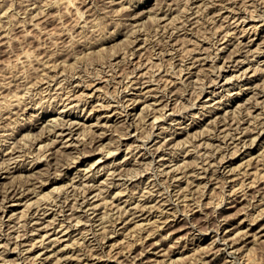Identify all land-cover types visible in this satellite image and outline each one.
Listing matches in <instances>:
<instances>
[{"label": "rangeland", "instance_id": "obj_1", "mask_svg": "<svg viewBox=\"0 0 264 264\" xmlns=\"http://www.w3.org/2000/svg\"><path fill=\"white\" fill-rule=\"evenodd\" d=\"M62 1L63 0H0V86H1L0 87V91H1L0 92V105H1L0 106V112H1L0 116L2 117V118L0 117V119L2 120V122L0 120V123L2 124V125L0 124V128H1L0 129V160H1L0 161V167H2V169L0 168V226H1L0 227V264H7L8 262H9L8 264H10V257H11L12 261L15 260L14 264H76V263L78 264L79 262L81 264H86V263L87 264H90V263L91 264H131V263H134V264L135 263L136 264H138V263L139 264H170L171 263L172 264L173 261H175V262H173L174 264H176L177 261H178L177 264H179V262H180V264L181 263L185 264L186 261L188 262L187 264H203L204 262L202 263V261H204L205 259L210 260L212 257H215V256L217 257L215 259V262L210 263V264H264V236H263L264 232L259 230L260 228H262L261 223L264 222L262 215H260V212H261L262 208L264 207V203H262V205H261V202L259 201V200H261V198L264 195V175L262 174V172H264V166H262L263 163H261L264 161V140H262V143L257 145V146L249 144L248 146L243 147V144L239 143L242 141L244 142V139H245L244 133H246V131L247 132L249 131L248 133H252L253 128H254V131H256L255 129L258 130L260 128V126L262 125V121L264 119V110H263L264 104H262V101L258 104L255 102L257 96L259 97V98L257 97V99H259V101L263 98V97L260 98L261 95H258L259 87H258V89L255 88L256 86H258V84L262 83V85H264L263 84L264 83V70L260 69L261 66H263L262 64H264V17H263L264 16V12H263L264 11V5H262V4H264V2H262L263 0L262 1L261 0L260 1L259 0H255V1L254 0H245V1H243V0H114V1L113 0H72V2L70 3L71 5H68ZM253 3H255V4H253ZM188 4H192V5H188ZM256 4L258 5L257 7H256ZM231 6H233L232 7L233 9L231 8ZM245 6L247 9L249 8L248 10L251 11V13H249V11H247V9H246L245 10L246 13H243V14H247L246 18H244V19L240 18L239 19L240 21L238 23V21H236L237 19L235 20V18L233 17V14H235L238 10H244ZM161 7L163 10L161 9ZM177 7H179L180 13H179V10L178 11L176 10ZM241 7H243L244 9H242ZM198 8H201V9H198ZM77 9H78V11H77ZM174 9H175V12H174ZM81 10H83V12ZM117 10L118 11L121 10V12L119 11V13H118ZM165 10L171 11L173 13L172 15L175 14L174 15V17H175L174 22L176 24L174 23L173 25L174 26L176 25V28L174 26H171L170 18H168L169 15L164 16V14L166 12ZM84 12H85V14H84ZM176 12H178V14ZM29 13H31V14H29ZM34 13H35V15H34ZM80 13L84 14L82 16V18H84V20H82V18H81L82 14H80ZM123 13L125 14V17H124ZM129 13L130 14L133 13L138 18H135V16H133L132 19L128 20L127 18H130V16L128 17L126 14H129ZM154 13H156V16ZM151 14L153 17L151 16ZM259 14H262V16L261 15H260L261 17L258 16ZM121 15H122V17H121ZM177 15L179 17H176ZM248 15H249V17H248ZM254 15H256V17ZM158 16H161L160 20H159ZM180 16H182V17H180ZM184 16H186V18L188 17L187 18L188 21L186 20V18H184ZM154 17L158 18L157 22L159 21V23L155 22V23H157V25L154 23V20L152 21V18H154ZM189 17H190V21H189ZM23 18H25L26 20H23ZM125 18L127 21L125 20ZM150 18H151V21H150ZM156 18H155V20H156ZM176 18H177V20H176ZM183 18H184V21H182ZM212 18L214 21L212 20ZM135 19H137V20H135ZM32 20L35 21V23H38V25H39V26L37 25L38 28L37 27L35 28L34 25H31V23L33 22ZM180 21H181V23H180ZM122 22H123V24L125 22L126 25H123ZM127 22H129L128 26H127ZM130 22H132V23H130ZM27 23H29V25ZM164 23L170 24L169 25L170 28L168 29L169 32H165L164 36H163L164 30L162 31V28H163L162 25H166ZM185 24H187V27ZM132 25L133 26L135 25V28ZM222 25H224V26H222ZM157 26H159V29L156 28ZM220 27H221V29H220ZM227 27H231V28L229 29ZM133 28L137 29V31H135ZM222 28L224 31H221ZM132 29H133V32H132ZM215 29H216V31H219L218 34L215 33L216 32V31H214ZM256 29H257V31H256ZM29 30H30V32H28ZM155 30H157V31H155ZM233 30H235V31H233ZM150 31H152L153 33L154 32L155 33L157 32V33L153 35V33ZM213 31L217 35H215L213 33ZM226 31H228L229 34H227L228 32H226ZM231 31H233V32H231ZM27 33H29V34H27ZM131 33H133L134 37L137 38L139 36L141 38L138 37V39H136V41H135V38L131 35ZM134 33H136V34H134ZM170 33H172V35H174L172 37V39L175 38L173 40V42L174 41H175V43L180 42L179 44H177V47H179L180 50H178V53H176V54H178L177 56L180 59L173 58L171 55V52H169L167 50V49H170V44L167 43V42L171 41V36L169 35ZM158 34H159V36L161 34V36H160L161 39H159ZM212 34H214L215 36ZM145 35H146V37H145ZM207 35H208V37H207ZM222 35L223 36L225 35V37H222ZM209 36H210V38H209ZM11 37H13V38H11ZM132 37L134 38V41H135V42L133 41L134 43H137L138 41L143 43V44H141L140 47L136 46L137 49H139V50H136L135 54H131L132 50H130L132 48L133 49L136 48L134 46V44L131 43L132 41H130V39ZM147 37H148V39H147ZM149 37H150V39H149ZM133 38L131 40H133ZM142 38H144V40ZM217 38H219V39L217 40ZM236 38H238V39H236ZM167 39H169L170 41H168ZM211 39H212V41H211ZM197 40H198V42H197ZM208 40L210 43L208 42ZM97 41H98V43L100 42L101 44L100 43L98 44ZM144 41H146L147 44H145ZM159 41L160 42L163 41L164 43L163 42L160 43ZM239 41H241V42H239ZM94 42H96L97 44H95ZM237 42L239 44H237ZM92 43H93V45H92ZM152 43H153L154 47L156 46L157 48L155 47L153 49ZM193 43H195V46L193 45ZM89 44L92 45L91 48H90ZM166 44H167V46H166ZM196 44H198V46H201V47H198ZM235 44H236V48H238V47L241 49H242V47H243V49L246 48V51L244 50V51L240 52L241 53L240 58L244 59V62L240 63L239 65H233L234 64L233 62H231V63L229 62L231 60L229 55L232 53V50L235 49L234 48ZM241 45H244V46H241ZM257 45L260 46L259 48L261 50L260 49L257 50L258 49ZM103 46H104V48L102 49ZM131 46H132V48H131ZM100 47H101V50H100ZM190 47H192L193 49ZM208 47H209V49H208ZM216 47H218V48H216ZM248 47H249V49L251 48L252 52L247 50ZM187 48L192 49L191 51H193V52H194V48L196 50L194 53H191V51L189 52V50H186ZM198 48H200V49H198ZM155 49H156V51H155ZM157 49L158 50L160 49L161 54H160V51L157 52ZM182 49H185V50H182ZM163 50H166L169 53L166 51H163ZM162 51H163V53H162ZM184 51H186L188 53H186ZM198 51H200V52H198ZM182 52H184V53H182ZM206 52H209V53H206ZM23 53H25V54L29 53L30 58H28L26 61L24 60V62H19V63L15 64L16 58L20 55H23ZM125 54H126V56H125ZM127 54L131 55V59L135 63L131 64L130 56H127ZM141 54H142V56H141ZM180 54H181V56H182V54L183 55L186 54V55L181 57ZM188 54L191 56H194V55L200 56L202 58H204L206 54L207 55H206V58H204V60L200 59L199 61H196L194 63L195 65L193 64L191 66V62L194 60V58L193 59L192 58L187 59ZM210 54H212L213 56ZM139 55L142 57V59H140L141 57ZM149 55H151V56L149 57ZM159 55H161V56H159ZM189 55H188V57H189ZM228 56H229V58H228ZM36 57H39V58H36ZM14 58H15V60H14ZM182 58H183V60H182ZM123 59H126V61H124ZM170 59L174 65L171 63ZM55 60H57V61H55ZM116 61H118V62H116ZM122 61H124V63H122ZM162 61H163V66H162ZM257 61H259L260 64L256 63ZM47 62H49V63H47ZM126 62H127V64H126ZM139 62H140V64H139ZM143 62H146V63H144V64H146V65H144V67H143ZM169 62H170V64H169ZM181 62L184 64L182 65ZM116 63H118V64H116ZM159 63H160V65H159ZM150 64L151 65L153 64L152 68H151ZM221 64H222V66L224 65L223 69H220L219 65H221ZM46 65H47V67H45ZM128 65H129V67H128ZM131 65L135 70L131 67ZM175 65L177 66V68H175ZM188 65L191 66L190 67L191 70L188 67ZM248 65H250V66L248 67ZM55 66H56V68H55ZM125 66H126V68H124ZM138 66L140 67V69ZM149 66L151 69L149 68ZM172 66L174 67V70H173ZM200 66H202V68L205 67L203 71L201 70L202 68ZM48 67H50V69ZM167 67H168L169 72L166 69ZM184 67L186 68L185 70H184ZM246 67H248V71L246 72L245 75H242L243 73H241V72ZM253 67L255 69H257L256 70L257 72H253V70H255ZM256 67H259V68H256ZM131 68H132V70H131ZM153 68H157V69L161 68L163 70H161L162 72L161 71L159 72L157 69H153ZM179 68H181V69L183 68L182 72H180L181 70ZM198 68H200V70ZM128 69L131 71H129ZM177 69L179 72L176 74V72H174V71H177ZM62 70H63V73H62ZM136 70H138V72H135ZM144 70H146V71H144ZM51 71L52 72L54 71L55 73L53 72L54 74L52 73V75H51V73H50ZM259 71H261V72H259ZM141 72H144L145 75H140ZM239 72L241 73L243 78H241L237 74ZM57 73H59V75ZM161 73H162V77H161ZM219 73L221 74V76ZM45 74H47V75H45ZM48 74L50 75V77ZM178 74L179 75L181 74V75L179 76ZM234 74H236V75H234ZM43 75L45 76V79L47 81L44 79V77L42 78ZM56 75H58L59 80L56 79L57 78ZM60 75L61 76L63 75V76L60 77ZM137 75H140L139 79L146 80V81H144V84H142V83L133 84L132 83L131 80L135 79L137 77ZM148 75H151V76H148ZM6 76H8V77H6ZM47 76L49 78H51L50 81L48 80V78H46ZM127 76H128V78H127ZM156 76H158V77H156ZM218 76H219V78L217 79ZM227 76H233V77L235 76V77H234V79L232 77V81L228 80V82H227L226 81ZM141 77H144V78H141ZM153 77H156L157 79L155 78V80H154ZM164 77H166V78L164 79ZM211 77H213L214 81H215V79H217V81L219 80L218 83H217V81L212 82L213 79ZM52 78H53V80H52ZM61 78H64L66 82L63 81L64 79H61ZM162 78H163V81H161ZM168 78H170V81H172V80L173 81L170 82ZM201 78H203V79H201ZM152 79H153V81H151ZM41 80H43V81H41ZM56 80L58 81V83ZM67 80H69V81H67ZM158 80H160V81H158ZM5 81H7V82H5ZM181 81L185 82V85ZM52 82H53V84H52ZM79 82L80 83L83 82V83H81V85H80ZM129 83H132V84H129ZM164 83H167V84H164ZM222 83H225V85L222 86L223 85ZM127 85H128V87L126 88ZM165 85L167 88H164ZM23 86H24V88H21ZM57 86H58V88H57ZM122 86H125V88ZM121 87H122V89H121ZM71 88H73V89H71ZM201 88L202 89L205 88V89L202 90ZM21 89H22V91H21ZM168 89L170 90V92ZM25 90H26V92H25ZM61 90L64 92H62ZM172 90H174V91H172ZM193 90L195 91V93ZM256 90H258V91H256ZM58 91L60 93H58ZM74 91L76 93H74ZM175 91H176V93H175ZM190 91H192V92H190ZM214 91H215V93H214ZM71 92H73V93H71ZM171 92H174V93L171 94ZM199 92L202 94L200 95ZM13 93L14 94L19 93L18 94V95H20L19 107H21V108L18 107V103L16 101L15 102L17 104L14 102L15 105H12L13 107L9 106V105L8 106L3 105L4 107H8L7 108L8 111L10 109L16 110V111H12V112H10L11 111L10 110L8 112L6 110V108L4 109V107H2V104H4V102H5L4 100L9 98L8 96L11 97V94L13 95ZM78 93L80 95H83V96L77 97V96H79ZM193 93H194V95H192ZM69 94L70 95L75 94V95H73V96H76V99L74 102H70L71 99L65 100L66 97L69 96ZM21 95L22 96L25 95V96L21 97ZM58 95H60V96H58ZM120 95H121V97H120ZM222 95H224V96H222ZM232 95H233V99L232 98L229 99L228 96L230 97ZM254 95H255V97H254ZM64 96H66V97H64ZM180 96H182V98L183 97L184 98L182 99ZM252 96H253L254 100H253ZM106 97H107V99H105ZM131 97H132V99H129ZM170 97H171V99H170ZM179 97H180V99H179ZM86 99L88 100L87 104H86ZM174 99H175V102H174ZM2 101H3V103H1ZM182 102L183 103L185 102V103L183 104ZM204 102H205V104H204ZM239 102L243 103V106H241V108H238L239 106H237L236 107L237 110L235 112L234 111L229 112L230 117L234 116L233 118L230 119V121H232L234 119L233 121L236 122L238 120L239 122L238 121L237 122L240 124V120L242 119L241 124H240L241 128H239V130L238 129L235 130V128L227 130L229 128L228 126H225L226 130L225 129L223 130L222 125H220L217 121L215 122V120H214V122L212 123L213 116L211 114V111H208L210 108L219 107L221 112H224L225 110L223 109V107L225 106L224 105L225 103H227L228 105L231 106V108H233L235 105H239V104H237ZM49 103H51V104H49ZM121 103H122V105H121ZM164 103H165V106H164ZM186 103L189 104L188 107H185ZM65 104H68V105L64 106ZM255 104H257V105H255ZM20 105H23V106H20ZM27 105H29V106H27ZM49 105H51V106L48 108ZM147 105L148 106L150 105V106L147 107ZM251 105H253V106H251ZM122 106H124L123 109L121 108ZM163 106H164V109H162ZM180 106H182V107H180ZM153 107H155V108L153 109ZM174 108L176 110H174ZM184 108H187L188 110L184 109ZM182 109H183V111H182ZM238 109H239V112H241L240 110H244V111H242L243 113L241 112L239 114H235L236 112L238 113ZM252 109H253V111L250 114L252 116H249L248 114L245 113L246 111H247V113H250V111ZM248 110H250V111H248ZM162 111H164V112H162ZM2 112H3V114H2ZM260 112H262V113H260ZM37 113H39V114H37ZM160 113L162 115H164V113H165L167 118L165 116H162ZM204 113H205V115H204ZM11 115H13V116H11ZM155 115L156 116L158 115L159 117L157 119L153 120L155 118L154 117ZM246 115H247V117H246ZM258 115H259V117H258ZM5 116H6V118H4ZM9 116H11V117H9ZM161 116L163 118H165V120H163V118ZM235 116H236V119H235ZM238 116H240V117H238ZM38 117L41 119H39ZM237 117H238V119H237ZM244 117H246V118H244ZM243 118H244V120H243ZM65 119L68 121H66ZM174 119H176V120L174 121ZM10 120H12V121H10ZM15 121H17V122H15ZM21 121H22V123H21ZM209 121H211V122H209ZM28 122L30 124H28ZM64 122L67 124H65ZM260 122H261V124H260ZM211 123H212V125H211ZM238 123H235V125L233 127H235L236 124H238ZM4 124H5V126L7 125L8 128H6L4 126ZM8 124H10V125H8ZM54 124H56L55 127H54ZM68 124L70 125V129H72V132L70 131V129L66 128V131L62 135L58 134L59 131L54 133L56 130L55 128H57V130H60L61 126L68 127ZM215 124H216V126H215ZM186 125H187V128H186ZM204 125L206 128L204 127ZM11 126H13V127H11ZM128 126H130V127L128 128ZM209 126L215 131H212V129ZM218 127L219 128L221 127V128L219 129ZM248 127H250L251 131L247 130V129L243 130V129L248 128ZM20 128H21V130H20ZM50 128L53 129L54 132L51 131ZM184 129H186V130H184ZM187 130H188V132H187ZM226 131L227 132L231 131V133L233 132V134H237V136H239V137L243 136L241 140L237 139L238 141H236V143L237 142L239 143L238 148H240V149L235 148L237 146L234 143H232L231 146H228L227 143L225 144L223 139H224V134L226 133ZM10 132H11V136H10ZM242 133H243V135H242ZM187 134H189V135H187ZM220 135H222L223 137ZM90 136H93V138ZM228 136H230V135H228ZM96 137H97V139L100 138V140L95 139ZM164 137H165V139L167 138V140L172 139V141H171V144L169 145V147L167 148V150H164L165 153H167V154H164L165 156L162 155L163 158L161 157L159 159L160 156H152L153 154L150 151L153 152L155 150V147H157L161 142H163L165 140ZM92 139H93V141H92ZM227 139L228 138H226V140ZM50 140H52L53 143ZM54 140L56 141L55 147H53L54 142H55ZM220 141H221V143H220ZM228 141H230V140H228ZM46 142H48V144ZM119 142H120V144H119ZM16 143L17 144L19 143L21 146H19V144L17 145ZM50 143H51V145H50ZM138 143H140V144H138ZM217 143L218 144L220 143V144L218 145ZM13 144H16L14 146L17 148L15 153H13L14 155L11 154L12 149L10 147ZM42 144H43V147H45L44 145L46 144V148H44L45 149L44 151H43V148H42V150L40 148L42 146ZM133 144H135V145H133ZM47 145L48 146L50 145L49 147H52V148L47 149ZM139 145H141V146L139 147ZM133 146L135 148H133ZM216 146H217V148H216ZM130 147H132L133 150L130 149ZM5 148H7V149H5ZM149 148H151V150ZM234 149L235 150L238 149V150L236 152H234ZM246 149L247 150L250 149L253 151V154H252L253 159L252 160H255V161H253V163H251V165L247 166V168L250 167L249 169L252 168L251 170H256V169L258 170L259 165H260V167L263 168V169H261L259 167L260 174L258 175V176L261 175L260 180H262L263 182L259 181L260 184L258 183L257 184L258 186H254L250 190V194L248 195L250 198L247 197L249 199V201L247 198L244 199L243 198L244 196L239 197L240 200H238L237 202L233 201L234 196L230 197V194H232L230 192L232 190L231 186H232V184L234 185L235 182L241 183L242 179L239 178L237 180L231 181L230 177H227L226 175H224L221 170L220 171L215 170L216 166H214L215 168L213 167L214 168L213 169V173H214L213 177H215V178H213L212 181H208L207 180L208 177L202 179V181L200 180L201 179L200 172L203 171V169H204L203 167H204V165H206L205 163H207L206 158L213 157L214 159L215 158L220 159V157L222 155H223L222 157L226 156V160L229 159V161H227V163H226V166H227L226 170H229L230 168L231 169L234 168L235 171H238V172L244 171V169L246 167L245 165H247V162L250 158V156L246 152L247 151ZM108 150L109 151L112 150V152L111 151L109 152ZM173 150L175 153H173ZM23 151H25V153ZM210 151H211V153H210ZM215 151H217V152H215ZM53 152H55V153H53ZM21 153H22V155H21ZM59 153L61 156L58 155ZM63 153H65V154H63ZM144 153H146V154L144 155V157H142L141 154H144ZM199 153H200V155L202 153L203 157H202V155L200 156ZM206 153H208V154H207V156L204 157V155H206ZM209 153L211 156H209ZM224 154H226V155H224ZM259 155H261V156H259ZM13 156L15 158H13ZM258 156L261 158H259ZM60 157H62V158H60ZM73 157H75V158H73ZM140 157H141V159H140ZM135 158H136V160H135ZM143 158H145V159H143ZM204 158H205V160H204ZM147 159L151 160V161L149 162V161H147ZM137 160L140 162H138ZM5 161L7 164L5 163ZM61 161H63L65 164L63 162L61 163ZM68 161L69 162L72 161L71 162L72 164L69 163ZM163 161L165 162V164H161V163H163ZM196 161H198V163H196ZM203 161H204V163H203ZM1 162H2V165L4 167L1 165ZM8 162H9V164H8ZM52 162H53V164L51 165ZM55 162H57V163H55ZM136 162L138 164H136ZM36 163H37V165H35ZM59 163H61V164H59ZM120 163H121V165H120ZM146 163H148V165L150 163H152V164H150L151 166L149 165V167H148L145 165ZM185 163H187V165ZM200 163L202 164V167H201ZM259 163H261L262 165ZM63 164L65 166H71V167H70V169H67L66 171L62 170L63 171V173H62V171L60 172V170H58L57 168H59L60 166L63 167L64 166ZM132 164H133V167H135V170H132V169H134L133 167H131ZM197 164H200L199 165L200 167ZM56 165L58 167H56ZM178 165H179V167H178ZM5 166H7V167H5ZM129 167H131V168H129ZM137 167H138V169H136ZM119 168L120 169L123 168V170H124L123 177L122 176L119 177V175H116V173L113 174L112 173L113 171L111 172V169H117L118 171L121 172L122 170H119ZM126 168H127V170H125ZM139 168H140V170H139ZM176 168L178 169V171ZM130 169L132 170L131 173H133V174L129 173ZM166 169H168L170 171L168 172V170H166ZM171 169H173V171ZM175 169H176V171H175ZM221 169L223 170V168H221ZM47 170L49 172H47ZM57 170L61 174L56 175V173L58 172ZM141 170H142V172H141ZM183 170H184V172H183ZM125 171H127V173ZM136 171L138 173H135ZM31 172H32V174H31ZM79 172L89 173L88 176L84 177L87 179L89 178V175H92L93 172L95 173V178H96L95 180H97V181H95L96 184L92 188L93 191L90 193L89 198L86 201L87 203L85 202L83 205H81V207L79 206L80 203L79 204L75 203L73 206L74 207L73 209H71V210L68 209L66 211L59 212L60 207H62V204H63L62 200H66L65 198H67V200L69 199L68 201L71 203L75 202L74 195L67 196V194L69 195V193H67V190H70L69 192H71L74 189L71 193H73V192L74 193L79 192V194L81 193V195L77 196V197H79L78 199L80 200V198L83 194H85L86 192L88 193V191L83 193L85 190H87V189L83 190L84 187L85 188L92 187L91 183H93L94 181L90 182V181L86 180V184H84L85 179L82 178L80 180L82 175H79ZM159 172H160V175H159ZM163 172L165 173V176H164ZM227 172L229 173V171H227ZM33 173H36V174H33ZM48 173H50V174H48ZM157 173H158V175H157ZM177 173H178L179 177H177V179H175L176 178L175 174H177ZM218 173L220 175H218ZM230 173H231V171H230ZM26 174H29L31 176L26 175ZM129 174L133 175L134 177L130 178ZM181 174H182V176H180ZM184 174H185V176H184ZM25 175H26V177H25ZM166 175L169 177V178L167 177L168 180L166 178ZM171 175L172 176L174 175V176L172 177ZM28 176L30 177V179L31 178H33V179H31L29 181V179L27 178ZM73 176H74V179H73L74 182L71 181V177H73ZM126 176L128 178H125ZM217 176H219V177H217ZM171 178H174V179H171ZM26 179L28 180L27 182H26ZM156 179H157V181H156ZM225 179L230 181V182H228V184H227V181ZM20 180L22 181V183ZM144 180H146L147 182ZM164 180H167L168 182H166ZM186 180L189 184L188 187H190V188L185 189L183 187H185L184 185H186V187H187ZM191 180L192 181L194 180L192 183L193 187L191 186V183L189 182ZM217 180L220 182L217 183ZM221 180H223V181H221ZM224 180H225V182H224ZM81 181H83V182L81 183ZM113 181H115V182H113ZM121 181H123V182H121ZM163 181H164V185H162ZM172 181L174 183H172ZM30 182H31V184H30ZM70 182H71V184H70ZM119 182H120L119 186L116 185ZM145 182L147 183V185H146V186H148L147 188L145 186V184H146ZM87 183L88 184L90 183L89 186L87 185ZM148 183L152 184V185L149 186ZM198 183H200V184H198ZM204 183H206V184H204ZM223 183L226 184L225 185L226 187H222V185L224 186ZM239 183L236 184V186L239 185ZM13 184H16V185H13ZM69 184L71 186H69ZM169 184H172V187ZM17 185L18 186L20 185L19 186L20 188ZM77 185H79V186L81 185L80 188H79V186L77 188ZM84 185H86L87 187ZM167 185L170 186L171 188L168 187ZM199 185L201 187L198 188ZM202 185L204 187H202ZM217 185H219V186H217ZM12 186L18 187L23 194L22 193H21V195L18 194L17 195L18 197L15 196V198L13 197L11 199H5L3 201L2 198L5 194L4 191L7 188H10ZM24 186H26L27 188ZM31 186L34 187L35 191L33 189L30 190ZM35 186H36V188H35ZM72 186L76 187V189L73 188ZM155 186L157 188H155ZM165 186H167L168 188L167 187L165 188ZM22 187L24 189H22ZM70 187H71V189H69ZM100 187H101V189H100ZM102 187H103V189H102ZM121 187H122V191L120 190ZM173 187H174V189H173ZM179 187L183 191H181L179 189L180 198L176 199L177 197L175 196V198H174L173 196L176 192L175 190ZM196 187L198 188L199 191L197 190ZM28 188H29V190H26ZM154 188H155V192H154V190L152 191V189H154ZM79 189H81V190L78 191ZM134 189L135 190L137 189V190L135 191ZM157 189L160 191H158ZM189 189H191L192 191L194 190L193 193ZM145 190H148V191H145ZM162 190H164V191H162ZM184 190H185V194H184ZM195 190H197V191H195ZM260 190H261V192H260ZM63 191H65V192H63ZM81 191H83V192H81ZM151 191L153 193H151ZM173 191H175V192H173ZM186 191H188V192H186ZM202 191L205 194V196L202 193ZM99 192H100V195L98 194ZM120 192H122V194H120ZM141 192H143L144 195L147 196V198L144 195H141V194H143ZM148 192H149V194H147ZM161 192H163L162 194L165 197L159 195V194H161ZM165 192L166 193L170 192V193L166 194ZM195 192H196V195H195ZM117 193L119 195H117ZM139 193H141L140 196H139ZM251 193H253V194H251ZM258 193H259V195H258ZM261 193H262V195H261ZM170 194H172V195H170ZM191 194H192V196H190ZM76 195H78V193ZM76 195H75V197H76ZM186 195L188 197H186V199H185L184 196H186ZM257 195H258V197H256ZM104 196L108 200V204L110 203L109 205L107 204V200L105 199ZM118 196L120 197V199H118L119 198ZM143 196H144V198H143ZM150 196H151V198H150ZM57 197H58V200H57ZM153 198H154V200L152 201L151 199H153ZM158 198L159 199L162 198L163 200L168 199L169 203L172 202V204L168 205V207H167L168 211H169V212L167 211L168 213L165 211L166 209L162 210L163 207L160 208L159 204L161 203V201L159 200V202H158ZM230 198H231V200H230ZM239 198L237 197V199H239ZM113 199H114V202L112 201ZM169 199H171V200H169ZM186 200H187V204H186ZM37 201L39 202L40 205L38 204ZM156 201H157V203H156ZM199 201L201 202V205L199 204ZM250 201H252L253 204H251ZM47 202L48 203L50 202V204H48ZM51 202H52V204H51ZM59 202H61L62 204ZM102 202H104V203H102ZM153 202H155V204H153ZM89 203L90 204L92 203V204L90 205ZM97 203H99V204H97ZM112 203H113V206H111ZM143 203H145V204L148 203L147 207L154 206L153 207L154 210L152 209L154 212H151V213L145 212L144 213L140 209L138 210V208H140V207L136 208V206H135V208H134V206H133V205H139V204L141 205ZM178 203H179V205H178ZM196 203H198V205ZM28 204H30V205H28ZM37 204L39 206H37ZM93 204L98 205L97 209L95 211H94V208H92ZM189 204H190V206H189ZM245 204H248V205H246L247 207L245 206ZM249 204H251V205H249ZM258 204H260L263 207H261ZM56 205H58L59 207ZM218 205H219V207H218ZM75 206H77V207H75ZM120 206L122 208H124L123 211H122V208ZM157 206H158V208H157ZM201 206H202V208H201ZM216 206H217V208H216ZM254 206H256L257 209ZM39 207H40V209H39ZM125 207L128 210H126ZM155 207H156V209H155ZM203 207H205V208H203ZM173 208H174V211H173ZM186 208H188V209H186ZM106 209H107V211H106ZM158 209H161V210H158ZM195 209H196V211H195ZM246 209H247V211H246ZM43 210H45V211H43ZM75 210L76 211L78 210V211L75 213L74 212ZM108 210H111V211H108ZM120 210L122 213L120 212ZM53 211H55V212L53 213ZM198 211H200V212H198ZM245 211L248 213H246ZM258 211H259V213H258ZM42 212H45V213H42ZM70 212L71 213L73 212V214L76 218H78V219L81 218V220H80L81 222H79V221L77 222V220L72 219V222L76 221V222H74V224L76 226H73V227L70 226L68 230L66 229V227H63L61 225H57L61 219H64V217L67 218V215L70 214ZM176 212L177 213L179 212L178 213V220L177 221L175 220L173 222V225H171V227L166 226L165 229L160 228V226L162 225L161 222H163L162 220L167 218V217H170L169 219H171V216L173 219L174 218L173 214H176ZM205 212H207V213L205 214ZM34 213L35 214L37 213L36 217L40 216L39 221H46V220L50 221L52 219L51 220L52 222H54V223L56 221L57 222L55 224L52 223L50 227L46 228V227H44L45 223H46V225L48 223L46 221L45 223L42 224V226H43L42 228H45V229L41 228L40 230L39 229L33 230L32 229L33 226L31 223L35 224V222L32 221L31 219L33 218V216L35 217ZM106 213L107 214L110 213L111 215L110 214L107 215ZM26 214H28V215H26ZM102 214H104L105 217ZM254 214L255 215L257 214L256 215L257 217ZM21 215L24 217H22ZM25 215H26V217H25ZM55 215H58V216H55ZM119 215H120V217H119ZM123 215H124V217H123ZM204 215H206V216H204ZM19 216H21V217H19ZM222 216H224V217H222ZM259 216H261L260 219L258 218ZM16 217H18V218H16ZM57 217H59V218L57 219ZM88 217H90V218H88ZM225 217L226 218L228 217V219H229L228 225L230 228L235 225V224L233 225L231 223H237L240 220H243L244 217H246V218H244L243 223L247 224V225L249 223H251L255 227L256 230L254 229L253 232L256 231L255 233H257L258 240H257V238H254L253 236H251L248 240H251V239H253V240H252V242L248 243L247 245H245V242L243 243V241L240 242V240L235 245H233L229 241H225V243H223L224 240H221L220 238H218L215 235L217 232L219 233V236L223 235L224 231L226 230V228H224V230H223V228H221V230H219V227H220L219 224H221L222 219ZM82 218H84V222H83ZM87 218H88V220H87ZM104 218L107 221L103 220ZM206 218H208V220ZM253 218H256V219L254 220ZM53 219H56V220L54 221ZM113 219L116 220L115 221L116 224L113 222L114 221ZM186 219L188 221L189 220L190 221L188 222ZM19 220H20V222H19ZM34 220H36V219H34ZM27 221H28V223H25ZM152 221H155L156 224H158V225L160 224V225L158 226ZM70 222H71L70 220H67V221H65V224L70 223ZM15 223H17L16 227H13V224H15ZM60 223L61 222H59V224ZM86 223H88V224L86 225ZM113 223L115 224V226ZM194 223H195V225H193ZM25 224H27L28 226L30 224L31 225L26 228L25 226H27V225H25ZM104 224H106L107 226ZM142 224H144V226ZM186 224H187V226H186ZM21 225H23V226H21ZM134 225H137L138 227H136ZM139 225H140V227H139ZM148 225L150 226V228ZM59 226H61V227H59ZM112 226H113V228H112ZM154 226H155V228H154ZM191 226L193 229L191 228ZM135 227H136V229H135ZM80 228L82 230H80ZM105 228H107L108 231L105 230ZM151 228H153V230ZM47 229H49L48 235H45L46 237L44 236L45 237L44 241H41L42 237H43L42 234L44 235L46 233L45 231ZM84 229H85V231H84ZM133 229H135V230H133ZM140 229H142V232H140L141 231ZM209 229H211L212 231H210ZM215 229H216V232H215ZM30 230H32V231H30ZM56 230H57V232H56ZM217 230H219V231H217ZM19 231H20V233H18ZM25 231H28V232H25ZM33 231H35V232H33ZM82 231H83L84 235L81 234ZM106 231H107V233L103 234ZM150 231H153V232L155 231L156 233H154V234H156V235L153 234V236H148L147 233H149ZM23 232H25V233L23 234ZM170 233H172V234H170ZM260 233H262V235H260ZM13 234L15 236H17L16 234H18V235L21 234V236L19 235L21 239L17 238L19 236L15 237ZM11 235L14 237H11ZM49 235H51V236L49 237ZM107 235H109V236H107ZM128 235H130V236H128ZM180 235L181 236L183 235L182 239H181ZM195 235H196V238L199 237V239H200L199 242L202 246L200 244L198 246L197 243H195V244L193 243L192 237H195ZM259 235L261 237L260 240H259ZM23 236H24V238H22ZM47 236H48V238H47ZM105 236H106V238H104ZM110 236H112L111 241L102 242V240L105 241ZM73 238L77 239L76 241L78 243L75 240H73ZM78 238L81 240V242H79L80 240H78ZM127 238H128V240H127ZM187 238H188V240H187ZM58 239H60V240H58ZM100 239H102V240H100ZM160 239L164 240V241L161 240L162 244L159 243ZM213 239H216V241ZM31 240H32V243L36 240L37 243L34 242L35 246L33 244L31 245ZM141 240H142V242H141ZM156 240H159V242H157ZM218 240H220V241H218ZM88 241L89 242L91 241V242L89 243ZM143 241L145 244L143 243ZM221 241H223V242L221 243ZM17 242H19L18 246H20V247L15 246V245H17ZM99 242H100V244H99ZM111 242H114L117 244L115 246L111 247ZM137 242H138V245H137ZM153 242H154V244H153ZM155 242L158 245L157 247H154ZM194 242H196V240ZM226 243H228L229 245ZM207 244H208V246H207ZM30 245L35 247V248L31 247ZM92 245H95L96 247L95 246L92 247ZM97 245H99V247H97ZM241 245H242V248H241ZM243 245H245V246H243ZM178 246H180V247H178ZM194 246L197 247L198 250ZM15 247H17V248H15ZM81 247H82V249H81ZM109 247H111V248H109ZM167 247H168V250H166ZM203 247H204L203 250H205V249L208 250L210 247L209 250L211 252L207 251V250H205V252H204L203 250H201ZM216 247H217V249H216ZM218 247H221V248H218ZM30 248H31V250H30ZM96 248H98V249H96ZM27 249H29L32 253ZM93 249L95 251H93ZM170 249L175 250V252H173L172 250L169 251ZM109 250L111 251V253L109 252ZM163 250H166L167 252L169 251L168 253L170 255L168 253H166V251H164L166 253L165 256L161 255V253H164ZM84 251H86V252L90 251L92 254L88 252L87 253L88 256H87ZM96 251H97V253L99 251L100 252L97 254ZM179 251H181V252H179ZM154 252H159V253L156 254ZM195 252L197 253V254H195L197 256L194 255ZM211 253H213V254H211ZM36 254H38V256H36ZM200 254L201 255L203 254L202 257H200ZM206 254H208V256ZM23 255H25V256L30 255L31 258H33L35 261L32 259L33 260L32 263L31 262L29 263L28 261L24 262L23 258H25V256H23ZM94 255H96L97 257ZM4 256H5V258H4ZM30 256H29V258H30ZM129 256H131V257H129ZM181 256H183V258ZM219 256H221V257H219ZM15 257H17V258L15 259ZM179 257L182 259L179 260ZM225 257H226V259H225ZM3 258H4V260H3ZM7 258H9V259H7ZM161 259H163V260H161ZM191 259L196 260V263H195V261L192 262ZM5 260H7L8 262H6ZM18 260H20V262ZM159 260H161V261H159ZM17 261H18V263H17ZM131 261H133V262H131Z\"/></svg>", "mask_w": 264, "mask_h": 264}, {"label": "bare ground", "instance_id": "obj_2", "mask_svg": "<svg viewBox=\"0 0 264 264\" xmlns=\"http://www.w3.org/2000/svg\"><path fill=\"white\" fill-rule=\"evenodd\" d=\"M113 1H114V0H113ZM243 1H245V0H243ZM254 1H255V0H254ZM259 1H260V0H259ZM259 1H258V2H259ZM261 1H262V0H261ZM62 2H65V3L68 4V5H71L70 3L72 2V0H63ZM233 2H234V1H233ZM246 2H247V1H246ZM262 2H264V0H263ZM34 3H35V2H34ZM192 4H193V3H192ZM192 4H188V5H192ZM233 4H234V3H233ZM253 4H255V3H253ZM261 4H262V3H261ZM242 5H243V4H242ZM262 5H264V4H262ZM200 6H201V5H200ZM229 6H230V5H229ZM233 6H234V5H233ZM233 6H231V8H232ZM257 6H258V5L256 4V7H257ZM259 6H260V5H259ZM191 7H192V6H191ZM248 7H249V6H248ZM126 8H127V7H126ZM168 8H169V7H168ZM173 8H174V7H173ZM229 8H230V7H229ZM234 8H235V7H234ZM241 8L244 9L243 7H241ZM120 9H121V8H120ZM161 9H162V7H161ZM171 9H172V8H171ZM198 9H201V8H198ZM198 9H197V10H198ZM232 9H233V8H232ZM238 9H239V8H238ZM246 9H247V8H246V6H245V9H244V10H238L235 14H233V17L235 18V20L237 19L236 21H238V23H239V21H240V20H239L240 18H242V19L246 18V15H247V14H243V13H246V12H245ZM248 9H249V8H248ZM248 9H247V11H249ZM257 9H258V8H257ZM260 9H261V8H260ZM162 10H163V9H162ZM172 10H173V9H172ZM176 10L178 11V10H179V7H177ZM250 10H251V9H250ZM258 10H259V9H258ZM77 11H78V9H77ZM81 11L83 12V10H81ZM81 11H80V12H81ZM119 11L121 12V10H119ZM119 11L117 10L118 13H119ZM123 11H124V10H123ZM165 11H166V10H165ZM233 11H234V10H233ZM174 12H175V9H174ZM253 12H254V11H253ZM255 12H256V11H255ZM263 12H264V11H263ZM36 13H37V12H36ZM125 13H126V12H125ZM176 13L178 14V12H176ZM179 13H180V10H179ZM249 13H251V11H249ZM256 13H257V12H256ZM256 13H255V14H256ZM258 13H259V12H258ZM29 14H31V13H29ZM80 14H82V15H81V18H82V16L85 14V12H84V14H83V13H80ZM123 14H124V13H123ZM131 14H132V15H131ZM131 14H130V13H129V14H126L128 17L130 16V18H127L128 20L132 19L133 16H135L133 13H131ZM154 14H155V16H156V13H154ZM172 14H173V13H172L171 11H166L165 14H164V16L169 15L168 18H170L171 26H174L173 24L175 23V22H174V20H175L174 15H175V14H174V15H172ZM34 15H35V13H34ZM260 15L262 16V14H259L258 16H260ZM26 16H27V15H26ZM79 16H80V15H79ZM79 16H78V17H79ZM151 16H152V14H151ZM151 16H150V17H151ZM190 16H191V15H190ZM251 16H252V15H251ZM251 16H250V17H251ZM254 16L256 17V15H254ZM258 16H257V17H258ZM261 16H260V17H261ZM119 17H120V16H119ZM121 17H122V15H121ZM121 17H120V18H121ZM124 17H125V14H124ZM152 17H153V16H152ZM158 17H159V20H160V17H161V16H158ZM162 17H163V16H162ZM176 17H179V16L177 15ZM180 17H182V16H180ZM248 17H249V15H248ZM263 17H264V16H263ZM32 18H33V17H32ZM135 18H138V17L135 16ZM155 18H156V17L152 18V21L154 20V23L157 22V20H158V18H156V20H155ZM184 18H186V16H184ZM184 18H183L182 21H184ZM187 18H188V17H187ZM187 18H186V20H187ZM213 18H214V17H213ZM213 18H212V20H213ZM161 19H162V18H161ZM178 19H179V18H178ZM23 20H26V19L23 18ZM82 20H84V18H82ZM82 20H81V21H82ZM125 20H126V18H125ZM135 20H137V19H135ZM176 20H177V18H176ZM30 21H31V20H30ZM32 21H33V20H32ZM122 21H123V20H122ZM126 21H127V20H126ZM126 21H125V22H126ZM150 21H151V18H150ZM187 21H188V20H187ZM189 21H190V17H189ZM213 21H214V20H213ZM125 22H124V24H123V22H122V24H123V25H126ZM177 22H178V21H177ZM185 22H186V21H185ZM30 23H31V22H30ZM128 23H129V22H127V26H128ZM130 23H132V22H130ZM157 23H159V21H158ZM157 23H155V24L157 25ZM160 23H161V22H160ZM180 23H181V21H180ZM25 24H26V23H25ZM27 24L29 25V23H27ZM133 24H134V23H133ZM164 24H166V25H162V24H161V25L163 26L162 31L164 30V31H163V36H164V33H165V32H169L168 29L170 28V27H169L170 24H167V23H164ZM175 24H176V23H175ZM178 24H179V23H178ZM223 24H224V23H223ZM230 24H231V23H230ZM31 25H34V27L36 28L37 25H38V23H35V21H33V22L31 23ZM159 25H160V24H159ZM185 25H186V27H187V24H185ZM228 25H229V24H228ZM38 26H39V25H38ZM132 26H133V25H132ZM132 26H131V27H132ZM177 26H178V25H177ZM222 26H224V25H222ZM255 26H256V25H255ZM133 27L135 28V25H134ZM174 27L176 28V25H175ZM231 27H232V26H231ZM231 27H227V28L230 29ZM37 28H38V27H37ZM134 28H133V29H134ZM156 28L159 29V26H157ZM172 28H173V27H172ZM172 28H171V29H172ZM211 28H212V27H211ZM224 28H225V27H224ZM227 28H226V29H227ZM257 28H258V27H257ZM133 29H132V32H133ZM160 29H161V28H160ZM173 29H174V28H173ZM173 29H172V30H173ZM220 29H221V27H220ZM220 29H219V30H220ZM234 29H235V28H234ZM134 30L137 31V29H134ZM152 30H153V29H152ZM172 30H171V31H172ZM217 30H218V29H217ZM241 30H242V29H241ZM40 31H41V30H40ZM155 31H157V30H155ZM173 31H174V30H173ZM214 31H216V29H215ZM214 31H213V33H214ZM221 31H224L223 28H222ZM228 31H229V30H228ZM228 31H226V32H228ZM233 31H235V30H233ZM233 31H231V32H233ZM244 31H245V30H244ZM256 31H257V29H256ZM28 32H30V30H29ZM41 32H42V31H41ZM150 32H152V31H150ZM218 32H219V31H216L215 33L218 34ZM238 32H239V31H238ZM138 33H139V32H138ZM152 33H153V32H152ZM156 33H157V32H156ZM156 33L154 32L153 35L156 34ZM158 33H159V32H158ZM172 33H173V32H172ZM172 33L169 34V35L171 36V41H170L169 39H167L168 41H170V42H167V43L170 44V49H167V48H166V49H167L169 52H171V55H172L173 58L180 59V58L177 56L178 54H176V53H178V50H180L179 47H177V44H179L180 42H179V43H177V42L175 43V41L173 42V40H174L175 38L172 39V37L174 36V35H172ZM192 33H193V32H192ZM215 33H214V34H215ZM224 33H225V32H224ZM235 33H236V32H235ZM27 34H29V33H27ZM30 34H31V33H30ZM134 34H136V33H134ZM161 34H162V33H161ZM161 34H160V36H161ZM173 34H174V33H173ZM210 34H211V33H210ZM214 34H212V35H214ZM217 34H215V35H217ZM227 34H229V32H228ZM131 35L133 36V33H131ZM138 35H139V34H138ZM147 35H148V34H147ZM151 35H152V34H151ZM208 35H209V34H208ZM208 35H207V37H208ZM215 35H214V36H215ZM231 35H232V34H231ZM234 35H235V34H234ZM148 36H149V35H148ZM156 36H157V35H156ZM158 36H159V34H158ZM158 36H157V37H158ZM160 36H159V39H161ZM133 37H134V36H133ZM133 37H132V38H133ZM138 37H139V36H138ZM138 37H137V38L134 37V38H135V41H136V39H138ZM145 37H146V35H145ZM145 37H144V38H145ZM153 37H154V36H153ZM157 37H156V38H157ZM205 37H206V36H205ZM211 37H212V36H211ZM216 37H217V36H216ZM222 37H225V35H224V36L222 35ZM222 37H221V38H222ZM11 38H13V37H11ZM104 38H105V37H104ZM132 38H131V39H132ZM134 38H133V40L130 39V41H132L131 43H133L135 47H136V46H137V47H140L141 44H143V43H141L140 41H138L137 43H134V42H135V41H134ZM139 38H141V37H139ZM144 38H142V39L144 40ZM151 38H152V37H151ZM154 38H155V37H154ZM186 38H187V37H186ZM209 38H210V36H209ZM213 38H214V37H213ZM213 38H212V39H213ZM147 39H148V37H147ZM149 39H150V37H149ZM159 39H158V40H159ZM165 39H166V38H165ZM212 39H211V41H212ZM218 39H219V38H217V40H218ZM236 39H238V38H236ZM140 40H141V39H140ZM153 40H154V39H153ZM177 40H178V39H177ZM95 41H96V40H95ZM133 41H134V42H133ZM154 41H155V40H154ZM213 41H214V40H213ZM159 42H160V41H159ZM161 42H163V41H161ZM161 42H160V43H161ZM165 42H166V41H165ZM191 42H192V41H191ZM194 42H195V41H194ZM197 42H198V40H197ZM206 42H207V41H206ZM208 42H209V40H208ZM239 42H241V41H239ZM252 42H253V41H252ZM94 43L97 44L98 41H97V43H96V42H94ZM99 43H100V42H99ZM99 43H98V44H99ZM144 43L147 44L146 41H144ZM163 43H164V42H163ZM183 43H184V42H183ZM209 43H210V42H209ZM100 44H101V43H100ZM156 44H157V43H156ZM198 44H199V43H198ZM198 44H196V45L198 46ZM214 44H215V43H214ZM237 44H239V43L237 42ZM243 44H244V43H243ZM246 44H247V43H246ZM92 45H93V43H92ZM92 45L89 44L90 48H91ZM152 45H153V43H152ZM158 45H159V44H158ZM193 45L195 46V43H193ZM210 45H211V44H210ZM212 45H213V44H212ZM215 45H216V44H215ZM247 45H248V44H247ZM166 46H167V44H166ZM213 46H214V45H213ZM213 46H212V47H213ZM239 46H240V45H239ZM241 46H244V45H241ZM257 46H258V45H257ZM87 47H88V46H87ZM87 47H86V48H87ZM137 47L133 49L132 46H131V48H132V49H130V50H132L131 54H135V53H136V50H139V49H137ZM155 47H156V46H155ZM155 47H154V45H153V49H154ZM160 47H161V46H160ZM198 47H201V46H198ZM203 47H204V46H203ZM205 47H206V46H205ZM246 47H247V46H246ZM259 47H260V46H258V49H257V50L260 49ZM88 48H89V47H88ZM88 48H87V49H88ZM103 48H104V46L102 47V49H103ZM156 48H157V47H156ZM162 48H163V47H162ZM190 48H192V47H190ZM195 48H196V47H195ZM195 48H194V52H195V50H196ZM213 48H214V47H213ZM216 48H218V47H216ZM234 48H235V49L232 50V53H231V54L229 53V54H230L229 56H230V59H231L229 62H230V63L233 62V63H234L233 65H239L240 63L244 62V59H241V58H240V57H241V53H240V52H242V51H244V50L246 51V48H245V49H243V47H242V49L239 48V47L236 48V44H235V47H234ZM153 49H152V50H153ZM192 49H193V48H192ZM192 49L187 48L186 50H189V52H190ZM198 49H200V48H198ZM198 49H197V50H198ZM203 49H204V48H203ZM208 49H209V47H208ZM210 49H211V48H210ZM220 49H221V48H220ZM262 49H263V48H262ZM100 50H101V47H100ZM152 50H151V51H152ZM182 50H185V49H182ZM182 50H181V51H182ZM201 50H202V49H201ZM201 50H200V51H201ZM204 50H205V49H204ZM217 50H218V49H217ZM247 50L250 51V52H252V51H251V48L249 49V47H248ZM260 50H261V49H260ZM26 51H27V50H26ZM92 51H93V50H92ZM155 51H156V49H155ZM159 51H160V49H159V50L157 49V52H159ZM163 51H166V50H163ZM163 51H162V53H163ZM168 51H166V52H168ZM200 51H198V52H200ZM206 51H207V50H206ZM208 51H209V50H208ZM262 51H263V50H262ZM27 52H28V51H27ZM126 52H127V51H126ZM169 52H168V53H169ZM184 52H186V51H184ZM184 52H182V53H184ZM194 52L191 51V53H194ZM196 52H197V51H196ZM201 52H202V51H201ZM210 52H211V51H210ZM250 52H249V53H250ZM25 53H26V52H25ZM25 53H23V55H20V56H18V57L16 58V63H15V64H17V63H19V62H24V60L26 61L28 58H30V57H29V53H27V54H25ZM30 53H31V52H30ZM138 53H139V52H138ZM140 53H141V52H140ZM153 53H154V52H153ZM172 53H173V54H172ZM186 53H188V52H186ZM206 53H209V52H206ZM129 54H130V53H129ZM129 54H127V56H130V59H131V55H129ZM142 54H143V53H142ZM142 54H141V56H142ZM151 54H152V53H151ZM160 54H161V51H160ZM189 54H190V53H189ZM189 54H188V55H189ZM232 54H233V55H232ZM238 54H239V55H238ZM246 54H247V53H246ZM137 55H138V54H137ZM185 55H186V54H184V55L182 54V56H185ZM188 55H187V59H189V58H192V59H193V58H194V60L191 62V66H192L196 61H199L200 59H203V60H204V58H206V55H207V54L205 55L204 58H202V57H200V56H195V55H194V56L189 55V57H188ZM210 55H212V54H210ZM210 55H209V56H210ZM125 56H126V54H125ZM139 56H140V55H139ZM141 56H140V57H141ZM150 56H151V55H149V57H150ZM159 56H161V55H159ZM159 56H158V57H159ZM180 56H181V54H180ZM182 56H181V57H182ZM212 56H213V55H212ZM212 56H211V57H212ZM229 56H228V58H229ZM247 56H248V55H247ZM24 57H25V58H24ZM170 57H171V56H170ZM172 57H171V58H172ZM177 57H178V58H177ZM207 57H208V56H207ZM215 57H216V56H215ZM248 57H249V56H248ZM23 58H24V59H23ZM36 58H39V57H36ZM36 58H35V59H36ZM125 58H126V57H125ZM184 58H185V57H184ZM209 58H210V57H209ZM226 58H227V57H226ZM228 58H227V59H228ZM130 59H129V60H130ZM140 59H142V57H141ZM187 59H186V60H187ZM14 60H15V58H14ZM123 60L126 61V59H123ZM174 60H175V59H174ZM182 60H183V58H182ZM184 60H185V59H184ZM225 60H226V59H225ZM55 61H57V60H55ZM124 61H122V63H124ZM127 61H128V60H127ZM139 61H140V60H139ZM170 61H171V59H170ZM249 61H250V60H249ZM116 62H118V61H116ZM136 62H137V61H136ZM47 63H49V62H47ZM132 63H135V62L131 59V64H132ZM144 63H146V62H143V67H144V65H146V64H144ZM171 63H172V61H171ZM181 63H182V62H181ZM256 63H259V64H260L259 61H257ZM111 64H112V63H111ZM113 64H114V63H113ZM116 64H118V63H116ZM126 64H127V62H126ZM126 64H125V65H126ZM136 64H137V63H136ZM139 64H140V62H139ZM139 64H138V65H139ZM155 64H156V63H155ZM169 64H170V62H169ZM172 64H173V63H172ZM183 64H184V63H182V65H183ZM186 64H187V63H186ZM189 64H190V63H189ZM223 64H224V63H223ZM228 64H229V63H228ZM114 65H115V64H114ZM141 65H142V64H141ZM150 65H151V64H150ZM152 65H153V64H152ZM152 65H151V68H152ZM156 65H157V64H156ZM159 65H160V63H159ZM173 65H174V64H173ZM177 65H178V64H177ZM194 65H195V64H194ZM262 65H263V66H261L260 69H261V70H264V64H262ZM126 66H127V65H126ZM126 66H125L124 68H126ZM133 66H134V65H133ZM162 66H163V61H162ZM162 66H161V67H162ZM170 66H171V65H170ZM185 66H186V65H185ZM191 66L188 65L189 68H190ZM219 66H220V69H223V66H224V65L222 66V64H221V65H219ZM231 66H232V65H231ZM249 66H250V65H248V67H249ZM257 66H258V65H257ZM45 67H47V65H46ZM57 67H58V66H57ZM113 67H114V66H113ZM113 67H112V68H113ZM128 67H129V65H128ZM131 67H132V65H131ZM136 67H137V66H136ZM138 67H139V66H138ZM141 67H142V66H141ZM153 67H154V66H153ZM172 67H173V66H172ZM200 67L202 68V66H200ZM215 67H216V66H215ZM215 67H214V68H215ZM228 67H229V66H228ZM248 67H246V68L243 69V71L241 72V73H243L242 75H245V74H246V72L248 71ZM48 68L50 69V67H48ZM55 68H56V66H55ZM58 68H59V67H58ZM132 68H133V67H132ZM132 68H131V70H132ZM149 68H150V66H149ZM151 68H150V69H151ZM163 68H164V67H163ZM175 68H177L176 65H175ZM204 68H205V67H204ZM204 68H202L201 70L203 71ZM216 68H217V67H216ZM253 68H254V67H253ZM256 68H259V67H256ZM52 69H53V68H52ZM52 69H51V70H52ZM133 69H134V68H133ZM139 69H140V67H139ZM153 69H157V68H153ZM153 69H152V70H153ZM166 69H167V71H168V67H167ZM166 69H165V70H166ZM179 69L181 70L180 72H182V69H183V68H182V69L179 68ZM185 69H186V68L184 67V70H185ZM198 69L200 70V68H198ZM254 69H255V68H254ZM260 69H259V70H260ZM57 70H58V69H57ZM128 70H129V69H128ZM128 70H127V71H128ZM131 70H129V71H131ZM134 70H135V69H134ZM157 70L160 72V71L163 70V69L158 68ZM173 70H174V67H173ZM190 70H191V68H190ZM218 70H219V69H218ZM256 70H257V69L253 70V72H257ZM144 71H146V70H144ZM147 71H148V70H147ZM150 71H151V70H150ZM213 71H214V70H213ZM220 71H221V70H220ZM53 72H54V71H53ZM53 72H52V71L50 72L51 75H52ZM116 72H117V71H116ZM133 72H134V71H133ZM135 72H138V70H136ZM148 72H149V71H148ZM161 72H162V71H161ZM168 72H169V71H168ZM172 72H173V71H172ZM174 72H176V74H177L179 71H178V69H177V71H174ZM193 72H194V71H193ZM259 72H261V71H259ZM54 73H55V72H54ZM54 73H53V74H54ZM62 73H63V70H62ZM62 73H61V74H62ZM149 73H150V72H149ZM149 73H148V74H149ZM165 73H166V72H165ZM221 73H222V72H221ZM241 73L239 72V73H237V74H238L241 78H243L242 75H241ZM42 74H43V73H42ZM57 74L59 75V73H57ZM131 74H132V73H131ZM150 74H151V73H150ZM153 74H154V73H153ZM155 74H156V73H155ZM163 74H164V73H163ZM168 74H169V73H168ZM170 74H171V73H170ZM191 74H192V73H191ZM219 74H220V73H219ZM223 74H224V73H223ZM223 74H222V75H223ZM226 74H227V73H226ZM45 75H47V74H45ZM48 75H49V74H48ZM58 75H56V76H57V78L55 77L56 79H58ZM120 75H121V74H120ZM140 75H145V74H144V72H141ZM140 75H137L138 78L136 77L135 79H132V80H131L133 84H139V83L144 84V81H146V80H141V79H139V76H140ZM157 75H158V74H157ZM159 75H160V74H159ZM178 75H179V74H178ZM180 75H181V74H180ZM180 75H179V76H180ZM200 75H201V74H200ZM234 75H236V74H234ZM238 75H237V76H238ZM62 76H63V75H62ZM62 76L60 75V77H62ZM129 76H130V75H129ZM148 76H151V75H148ZM154 76H155V75H154ZM220 76H221V74H220ZM6 77H8V76H6ZM43 77H44V79H45V76H44V75L42 76V78H43ZM49 77H50V75H49ZM49 77L47 76L46 78H48V80L50 81L51 78H49ZM133 77H134V76H133ZM144 77H145V76H144ZM144 77H141V78H144ZM156 77H158V76H156ZM156 77H153L154 80H155ZM161 77H162V73H161ZM232 77H233V76H227V77H226V81H227V82H228V80H229V81H232ZM234 77H235V76H234ZM234 77H233V79H234ZM55 78H54V79H55ZM127 78H128V76H127ZM159 78H160V77H159ZM165 78H166V77H164V79H165ZM211 78L213 79V77H211ZM214 78H215V77H214ZM218 78H219V76L217 77V79H218ZM44 79H43V80H44ZM61 79H64V78H61ZM125 79H126V78H125ZM138 79H139V80H138ZM156 79H157V78H156ZM160 79H161V78H160ZM168 79H169V81H170V78H168ZM198 79H199V78H198ZM201 79H203V78H201ZM217 79H215V81H217ZM43 80H41V81H43ZM45 80H46V79H45ZM52 80H53V78H52ZM52 80H51V81H52ZM58 80H59V79H58ZM69 80H70V79H69ZM69 80H67V81H69ZM121 80H122V79H121ZM121 80H120V81H121ZM128 80H129V79H128ZM148 80H149V79H148ZM238 80H239V79H238ZM238 80H237V81H238ZM46 81H47V80H46ZM56 81H57V80H56ZM60 81H61V80H60ZM63 81H65V79H64ZM123 81H124V80H123ZM149 81H150V80H149ZM151 81H153V79H152ZM158 81H160V80H158ZM161 81H163V78H162ZM167 81H168V80H167ZM167 81H166V82H167ZM172 81H173V80H172ZM172 81H170V82H172ZM197 81H198V80H197ZM197 81H196V82H197ZM203 81H204V80H203ZM215 81H214V79H213L212 82H215ZM218 81H219V80H218ZM218 81H217V83H218ZM5 82H7V81H5ZM54 82H55V81H54ZM65 82H66V81H65ZM118 82H119V81H118ZM126 82H127V81H126ZM156 82H157V81H156ZM181 82H182V81H181ZM46 83H47V82H46ZM50 83H51V82H50ZM57 83H58V81H57ZM77 83H78V82H77ZM79 83H80V82H79ZM81 83H83V82H81ZM81 83H80V85H81ZM124 83H125V82H124ZM132 83H129V84H132ZM158 83H159V82H158ZM182 83H184V85H185V82H182ZM193 83H194V82H193ZM204 83H205V82H204ZM204 83H203V84H204ZM232 83H233V82H232ZM52 84H53V82H52ZM52 84H51V85H52ZM60 84H61V83H60ZM62 84H63V83H62ZM119 84H120V83H119ZM127 84H128V83H127ZM164 84H167V83H164ZM186 84H187V83H186ZM203 84H202V85H203ZM222 84H223L222 86L225 85V83H222ZM263 84H264V83H263ZM47 85H48V84H47ZM78 85H79V84H78ZM86 85H87V84H86ZM187 85H188V84H187ZM194 85H195V84H194ZM204 85H205V84H204ZM233 85H234V84H233ZM260 85H261V86H260ZM25 86H26V85H25ZM48 86H49V85H48ZM69 86H70V85H69ZM89 86H90V85H89ZM116 86H117V85H116ZM116 86H115V87H116ZM188 86H189V85H188ZM0 87H1V86H0ZM51 87H52V86H51ZM51 87H50V88H51ZM61 87H62V86H61ZM61 87H60V88H61ZM118 87H119V86H118ZM118 87H117V88H118ZM122 87L125 88V86H122ZM122 87H121V89H122ZM127 87H128V85L126 86V88H127ZM130 87H131V86H130ZM195 87H196V86H195ZM202 87H203V86H202ZM240 87H241V86H240ZM258 87H259V91H258V90H256V91H258V95H261L260 98H262V97H263V98L259 101V99H257V97H258V96H257L255 102L258 104V103H260V102L262 101V104H264V103H263V102H264V85H262V83H261V84H258V86H256L255 88L258 89ZM21 88H24V86L21 87ZM57 88H58V86H57ZM117 88H116V89H117ZM124 88H123V89H124ZM164 88H167L166 85H165ZM168 88H169V87H168ZM174 88H175V87H174ZM196 88H197V87H196ZM45 89H46V88H45ZM68 89H69V88H68ZM71 89H73V88H71ZM155 89H156V88H155ZM193 89H194V88H193ZM201 89H202V88H201ZM201 89H200V90H201ZM204 89H205V88H203L202 90H204ZM118 90H119V89H118ZM168 90H169V89H168ZM174 90H175V89H174ZM174 90H172V91H174ZM184 90H185V89H184ZM21 91H22V89H21ZM21 91H20V92H21ZM50 91H51V90H50ZM61 91H62V90H61ZM71 91H72V90H71ZM162 91H163V90H162ZM166 91H167V90H166ZM193 91H194V90H193ZM0 92H1V91H0ZM15 92H16V91H15ZM25 92H26V90H25ZM62 92H64V91H62ZM167 92H168V91H167ZM169 92H170V90H169ZM169 92H168V93H169ZM190 92H192V91H190ZM190 92H189V93H190ZM210 92H211V91H210ZM21 93H22V92H21ZM48 93H49V92H48ZM58 93H60V92L58 91ZM68 93H69V92H68ZM71 93H73V92H71ZM74 93H76V92L74 91ZM80 93H81V92H80ZM82 93H83V92H82ZM165 93H166V92H165ZM173 93H174V92H171V94H173ZM175 93H176V91H175ZM194 93H195V91H194ZM194 93H193L192 95H194ZM199 93H200V92H199ZM212 93H213V92H212ZM214 93H215V91H214ZM229 93H230V92H229ZM18 94H19V93H18ZM18 94H16V93L14 94V93H13V95L11 94V97L8 96L9 98H7L6 100H4L5 102H4V104H2V107H4V106H8V105H9V106L15 105L16 102L18 103V107H19L20 95H18ZM23 94H24V93H23ZM36 94H37V93H36ZM78 94H79V93H78ZM120 94H121V93H120ZM144 94H145V93H144ZM183 94H184V93H183ZM201 94H202V93H200V95H201ZM254 94H255V93H254ZM62 95H63V94H62ZM73 95H75V94H73ZM73 95H70V94H69L68 97L64 96V97H66L65 100H67V99L70 100V99H71L70 102H74L75 99H76V96H73ZM107 95H108V94H107ZM200 95H199V96H200ZM219 95H220V94H219ZM226 95H227V94H226ZM24 96H25V95H24ZM24 96L21 95V97H24ZM58 96H60V95H58ZM80 96H83V95H80V94H79V96H77V97H80ZM109 96H110V95H109ZM125 96H126V95H125ZM125 96H124V97H125ZM169 96H170V95H169ZM183 96H184V95H183ZM222 96H224V95H222ZM222 96H221V97H222ZM64 97H63V98H64ZM110 97H111V96H110ZM118 97H119V96H118ZM120 97H121V95H120ZM124 97H123V98H124ZM173 97H174V96H173ZM177 97H178V96H177ZM177 97H176V98H177ZM180 97L182 98V96H180ZM180 97H179V99H180ZM250 97H251V96H250ZM254 97H255V95H254ZM3 98H4V97H3ZM61 98H62V97H61ZM114 98H115V97H114ZM161 98H162V97H161ZM174 98H175V97H174ZM183 98H184V97H183ZM183 98H182V99H183ZM228 98H229V99H231V98L233 99V95L230 96V97L228 96ZM252 98H253V96H252ZM258 98H259V97H258ZM79 99H80V98H79ZM105 99H107V97H106ZM108 99H109V98H108ZM129 99H132V97L129 98ZM156 99H157V98H156ZM165 99H166V98H165ZM170 99H171V97H170ZM188 99H189V98H188ZM51 100H52V99H51ZM51 100H50V101H51ZM54 100H55V99H54ZM58 100H59V99H58ZM120 100H121V99H120ZM123 100H124V99H123ZM134 100H135V99H134ZM253 100H254V98H253ZM253 100H252V101H253ZM15 101H16V102H15ZM35 101H36V100H35ZM116 101H117V100H116ZM176 101H177V100H176ZM180 101H181V100H180ZM252 101H251V102H252ZM14 102H15V103H14ZM21 102H22V101H21ZM70 102H69V103H70ZM79 102H80V101H79ZM87 102H88V100L86 99V104H87ZM128 102H129V101H128ZM128 102H127V103H128ZM169 102H170V101H169ZM169 102H168V103H169ZM174 102H175V99H174ZM177 102H178V101H177ZM226 102H227V101H226ZM1 103H3V101H2ZM17 103H16V104H17ZM84 103H85V102H84ZM122 103H123V102H122ZM122 103H121V105H122ZM166 103H167V102H166ZM178 103H179V102H178ZM182 103H183V102H182ZM184 103H185V102H184ZM184 103H183V104H184ZM187 103H188V102H187ZM187 103L185 104V107H188L189 104H187ZM25 104H26V103H25ZM49 104H51V103H49ZM80 104H81V103H80ZM80 104H79V105H80ZM110 104H111V103H110ZM148 104H149V103H148ZM176 104H177V103H176ZM194 104H195V103H194ZM204 104H205V102H204ZM219 104H220V103H219ZM221 104H222V103H221ZM237 104H239V105H235L233 108H231L230 105H228L227 103H225V104H224L225 106L223 107V109L225 110L224 112H221V110L219 109V107L210 108L211 110L209 109L208 111H211V114H212V116H213V121H212V123L214 122V120H215V122L217 121L220 125H222V129H223V130L225 129V126H228V127H229L227 130L232 129V128H235V130H237V129L239 130V128H241V127H240V124H241L242 119H241V120L239 119V120H240V124L238 123V122H239L238 120H237L238 122H237V121L234 122V121H233L234 119H233L232 121H230V119L233 118L234 116H233V117H230V114H229V112H231V111H234V112H235V111L237 110V108H236L237 106H239L238 108H241V106H243V103H240V102H239V103H237ZM257 104H255V105H257ZM3 105H4V106H3ZM31 105H32V104H31ZM67 105H68V104H65L64 106H67ZM84 105H85V104H84ZM167 105H168V104H167ZM232 105H233V104H232ZM0 106H1V105H0ZM20 106H23V105H20ZM27 106H29V105H27ZM46 106H47V105H46ZM50 106H51V105H49L48 108H49ZM119 106H120V105H119ZM127 106H128V105H127ZM127 106H126V107H127ZM149 106H150V105H149ZM149 106L147 105V107H149ZM164 106H165V103H164ZM164 106H163L162 109H164ZM251 106H253V105H251ZM251 106H250V107H251ZM258 106H259V105H258ZM2 107H1V108H2ZM12 107H13V106H12ZM12 107H11V108H12ZM24 107H25V106H24ZM123 107H124V106H122L121 108L123 109ZM180 107H182V106H180ZM183 107H184V106H183ZM248 107H249V106H248ZM5 108H6V110H7L8 107H4V109H5ZM19 108H21V107H19ZM54 108H55V107H54ZM154 108H155V107H153V109H154ZM43 109H44V108H43ZM126 109H127V108H126ZM156 109H157V108H156ZM184 109H187V108H184ZM255 109H256V108H255ZM260 109H261V108H260ZM10 110H11V111H10ZM10 110H9L10 112H12V111H16V110H12V109H10ZM22 110H23V109H22ZM46 110H47V109H46ZM48 110H49V109H48ZM54 110H55V109H54ZM174 110H176V109L174 108ZM187 110H188V109H187ZM263 110H264V109H263ZM2 111H3V110H2ZM7 111H8V110H7ZM9 111H8V112H9ZM182 111H183V109H182ZM240 111L242 112V111H244V110H240ZM248 111H250V110H248ZM252 111H253V109L250 111V113H247V111H246L245 113L248 114L249 116H252V115H250V114L252 113ZM41 112H42V111H41ZM162 112H164V111H162ZM162 112H161V113H162ZM178 112H179V111H178ZM241 112H239V109H238V113L236 112L235 114H239V113H241ZM0 113H1V112H0ZM14 113H15V112H14ZM16 113H17V112H16ZM21 113H22V112H21ZM47 113H48V112H47ZM161 113H160V114H161ZM180 113H181V112H180ZM182 113H183V112H182ZM242 113H243V112H242ZM260 113H262V112H260ZM2 114H3V112H2ZM11 114H12V113H11ZM37 114H39V113H37ZM160 114H159V115H160ZM231 114H232V113H231ZM256 114H257V113H256ZM256 114H255V115H256ZM7 115H8V114H7ZM13 115H14V114H13ZM13 115H11V116H13ZM44 115H45V114H44ZM161 115H162V114H161ZM182 115H183V114H182ZM204 115H205V113H204ZM233 115H234V114H233ZM11 116H9V117H11ZM14 116H15V115H14ZM162 116H165V117L167 118V116L165 115V113H164V115H162ZM162 116H161V117H162ZM195 116H196V115H195ZM231 116H232V115H231ZM236 116H237V115H236ZM236 116H235V119H236ZM244 116H245V115H244ZM249 116H248V117H249ZM0 117H1V116H0ZM154 117H155V118H154L153 120L157 119L159 116H158V115H157V116L155 115ZM171 117H172V116H171ZM238 117H240V116H238ZM238 117H237V119H238ZM246 117H247V115H246ZM246 117H244V118H246ZM258 117H259V115H258ZM1 118H2V117H1ZM4 118H6V116H5ZM4 118H3V119H4ZM15 118H16V117H15ZM38 118H39V117H38ZM162 118H163V117H162ZM180 118H181V117H180ZM244 118H243V120H244ZM10 119H11V118H10ZM36 119H37V118H36ZM39 119H41V118H39ZM168 119H169V118H168ZM185 119H186V118H185ZM228 119H229V120H228ZM0 120H1V119H0ZM12 120H13V119H12ZM12 120H10V121H12ZM15 120H16V119H15ZM20 120H21V119H20ZM65 120H66V119H65ZM163 120H165V118H163ZM175 120H176V119H174V121H175ZM6 121H7V120H6ZM13 121H14V120H13ZM60 121H61V120H60ZM63 121H64V120H63ZM66 121H68V120H66ZM66 121H65V122H66ZM171 121H172V120H171ZM1 122H2V120H1ZM15 122H17V121H15ZM29 122H30V121H29ZM29 122H28V124H30ZM65 122H64V123H65ZM152 122H153V121H152ZM181 122H182V121H181ZM192 122H193V121H192ZM196 122H197V121H196ZM196 122H195V123H196ZM200 122H201V121H200ZM209 122H211V121H209ZM6 123H7V122H6ZM21 123H22V121H21ZM24 123H25V122H24ZM24 123H23V124H24ZM62 123H63V122H62ZM193 123H194V122H193ZM212 123H211V125H212ZM235 123H238V124H236V126L233 127V126L235 125ZM258 123H259V122H258ZM0 124H1V123H0ZM65 124H67V123H65ZM198 124H199V123H198ZM216 124H217V123H216ZM216 124H215V126H216ZM260 124H261V122H260ZM1 125H2V124H1ZM8 125H10V124H8ZM16 125H17V124H16ZM25 125H26V124H25ZM55 125H56V124H54V127H55ZM63 125H64V124H63ZM128 125H129V124H128ZM256 125H257V124H256ZM4 126H5V124H4ZM13 126H14V125H13ZM13 126H11V127H13ZM23 126H24V125H23ZM60 126H61V125H60ZM64 126H65V125H64ZM64 126H61V127H60V130H57V128H55V129H56L55 132H54V130L51 129V128H50V130L53 131L54 133H56V132L59 131L58 134H61V135H62V134H64V132L66 131V128L70 129V125H69V124H68V127H64ZM66 126H67V125H66ZM130 126H131V125H130ZM130 126H128V128H129ZM155 126H156V125H155ZM206 126H207V125H206ZM217 126H218V125H217ZM5 127L8 128L7 125H6ZM27 127H28V126H27ZM46 127H47V126H46ZM48 127H49V126H48ZM50 127H51V126H50ZM54 127H53V128H54ZM126 127H127V126H126ZM204 127H205V125H204ZM204 127H203V128H204ZM209 127H210V126H209ZM256 127H257V126H256ZM16 128H17V127H16ZM58 128H59V127H58ZM184 128H185V127H184ZM186 128H187V125H186ZM205 128H206V127H205ZM210 128H211V127H210ZM210 128H209V129H210ZM218 128H219V127H218ZM220 128H221V127H220ZM220 128H219V129H220ZM0 129H1V128H0ZM12 129H13V128H12ZM17 129H18V128H17ZM211 129H212V128H211ZM246 129L251 131L250 127L245 128V129H243V130H246ZM6 130H7V129H6ZM20 130H21V128H20ZM184 130H186V129H184ZM225 130H226V129H225ZM252 130H253L252 133H248L249 131H248V132L246 131V133H244L245 131L243 132V133L245 134L244 142H243V141H242V142H239V143H242V144H243V147H244V146L246 147V146H248L249 144H250V145H255V146H257V145H259V144L262 143V140H264V119H263V121H262V125L260 126V128H259L258 130L255 129L256 131H254V128H253ZM3 131H4V130H3ZM12 131H13V130H12ZM48 131H49V130H48ZM70 131L72 132V129H70ZM197 131H198V130H197ZM197 131H196V132H197ZM212 131H215V130L212 129ZM219 131H220V130H219ZM231 131H232V130H231ZM231 131H228L229 133H228L227 131H226L225 134L223 133V134H224V139H223V141L225 142V144L227 143L228 146H231V144L234 143V144H236V146H237V147H235V148H238V144H239V143H238V142L236 143V141H238L237 139H240V140H241L243 136H242V137H239V136H237V134H233V132L231 133ZM45 132H46V131H45ZM45 132H44V133H45ZM53 132H52V133H53ZM187 132H188V130H187ZM196 132H195V133H196ZM198 132H199V131H198ZM241 132H242V131H241ZM129 133H130V132H129ZM174 133H175V132H174ZM230 133H231V134H230ZM237 133H238V132H237ZM243 133H242V135H243ZM150 134H151V133H150ZM157 134H158V133H157ZM189 134H190V133H189ZM189 134H187V135H189ZM223 134H222V135H223ZM12 135H13V134H12ZM98 135H99V134H98ZM222 135H220V136H222ZM228 135H230V136H228ZM10 136H11V132H10ZM53 136H54V135H53ZM96 136H97V135H96ZM195 136H196V135H195ZM90 137L93 138V136H90ZM222 137H223V136H222ZM247 137H248V138H247ZM196 138H197V137H196ZM226 138H228V139L226 140ZM95 139H97V137H96ZM164 139H165V137H164ZM55 140H56V139H55ZM55 140H54V141H55ZM97 140H100V138L97 139ZM187 140H188V139H187ZM228 140H230V141H228ZM50 141H52V140H50ZM56 141H57V140H56ZM56 141L54 142V146H53V147L56 146ZM92 141H93V139H92ZM171 141H172V139L167 140V138H166V139H165L163 142H161L158 146L156 145L157 147H155V150H154L153 152L150 151V152L153 154L152 156H160V157H159V159H160V158L162 157V155L167 154V153H165L164 150H167V148H168L169 145L171 144ZM42 142H43V141H42ZM90 142H91V141H90ZM95 142H96V141H95ZM46 143L48 144V142H46ZM52 143H53V141H52ZM142 143H143V142H142ZM208 143H209V142H208ZM213 143H214V142H213ZM220 143H221V141H220ZM220 143H219V144H220ZM222 143H223V142H222ZM16 144H17V143H16ZM16 144H13V145H11V146L9 145V146L11 147V149H12V150H11V154L15 153V151L17 150V148L14 146V145H16ZM18 144H19V143H18ZM18 144H17V145H18ZM40 144H41V143H40ZM119 144H120V142H119ZM129 144H130V143H129ZM138 144H140V143H138ZM193 144H194V143H193ZM217 144H218V143H217ZM219 144H218V145H219ZM242 144H241V145H242ZM50 145H51V143H50ZM50 145H49V146H50ZM133 145H135V144H133ZM19 146H21V145L19 144ZM40 146H41V145H40ZM44 146H45V147H43V144H42V146L40 147L41 150H42V148H43V151L45 150L44 148H46V144H45ZM49 146L47 145V149L52 148V147H49ZM140 146H141V145H139V147H140ZM171 146H172V145H171ZM177 146H178V145H177ZM195 146H196V145H195ZM116 147H117V146H116ZM8 148H9V147H8ZM117 148H118V147H117ZM128 148H129V147H128ZM133 148H135V147L133 146ZM153 148H154V147H153ZM173 148H174V147H173ZM216 148H217V146H216ZM5 149H7V148H5ZM130 149H132V147H130ZM149 149L151 150V148H149ZM169 149H170V148H169ZM238 149H240V148H238ZM238 149H236V150L234 149V152H236ZM24 150H25V149H24ZM112 150H113V149H112ZM112 150H110V151L112 152ZM132 150H133V149H132ZM147 150H148V149H147ZM175 150H176V149H175ZM217 150H218V149H217ZM246 150H247V149H246ZM20 151H21V150H20ZM108 151H109V150H108ZM110 151H109V152H110ZM21 152H22V151H21ZM23 152L25 153V151H23ZM131 152H132V151H131ZM143 152H144V151H143ZM167 152H168V151H167ZM208 152H209V151H208ZM215 152H217V151H215ZM232 152H233V151H232ZM232 152H231V153H232ZM246 152H247V154L250 156V158H249V160H248V162H247V165H245L246 167H245L244 171H241V172L235 171L234 168H233L234 170L231 169V168H230L229 170H226V167H227V166H226V163H227V161H229V159L226 160V156L222 157V156H223V155H222V156H221L222 158L220 157V159H219V158H218V159H217V158L214 159L213 157H211V158H206L207 163H205L206 165H204V167H203V168H204L203 171L200 172V177H201L200 180L202 181V179L208 177L207 180H208V181H212V179L215 178V177H213V174H214V173H213V169L215 168L214 166H216L215 170H219V171L221 170L222 173H223L224 175H226L227 177H230V180H231V181L237 180V179H239V178L242 179V180H241V183H239V182H235L234 185L232 184V186H231V187H232V190H231L230 192H231L232 194H230V197H231V196H232V197L234 196L233 201L237 202L238 200H240L239 197H241V196H242V197L244 196V197H243L244 199H246L247 197L250 198V197L248 196V195L250 194V190H251L254 186H258L257 184L259 183V181L261 182L262 180H260V178H261L260 176H261V175L258 176V175L260 174V170H259L260 165H259V167L257 166V167H258V170H257V169H256V170H251L252 168L249 169L250 167L247 168V166L251 165V163H253V161H255V160H252V159H253V155H252V154H253V151H252V150L248 149ZM17 153H18V152H17ZM24 153H23V154H24ZM53 153H55V152H53ZM173 153H175L174 150H173ZM210 153H211V151H210ZM210 153H209V156H211ZM261 153H262V152H261ZM63 154H65V153H63ZM145 154H146V153L141 154L142 157H144ZM147 154H148V153H147ZM168 154H169V153H168ZM204 154H205V153H204ZM207 154H208V153H206V155H204V157L207 156ZM218 154H219V153H218ZM220 154H221V153H220ZM233 154H234V153H233ZM13 155H14V154H13ZM18 155H19V154H18ZM21 155H22V153H21ZM58 155H60V153H59ZM199 155H200V153H199ZM201 155H202V153H201ZM201 155H200V156H201ZM213 155H214V154H213ZM224 155H226V154H224ZM15 156H16V155H15ZM26 156H27V155H26ZM55 156H56V155H55ZM60 156H61V155H60ZM62 156H63V155H62ZM164 156H165V155H164ZM259 156H261V155H259ZM259 156H258V157H259ZM58 157H59V156H58ZM58 157H57V158H58ZM146 157H147V156H146ZM149 157H150V156H149ZM202 157H203V155H202ZM202 157H201V158H202ZM4 158H5V157H4ZM4 158H3V159H4ZM13 158H15V157L13 156ZM53 158H54V157H53ZM60 158H62V157H60ZM63 158H64V157H63ZM73 158H75V157H73ZM152 158H153V157H152ZM152 158H151V159H152ZM162 158H163V157H162ZM259 158H261V157H259ZM259 158H258V159H259ZM5 159H6V158H5ZM140 159H141V157H140ZM143 159H145V158H143ZM258 159H257V160H258ZM51 160H52V159H51ZM51 160H50V161H51ZM62 160H63V159H62ZM135 160H136V158H135ZM138 160H139V159H138ZM138 160H137V161H138ZM153 160H154V159H153ZM153 160H152V161H153ZM200 160H201V159H200ZM204 160H205V158H204ZM259 160H260V159H259ZM0 161H1V160H0ZM141 161H142V160H141ZM147 161L150 162L151 160H148V159H147ZM154 161H155V160H154ZM159 161H160V160H159ZM166 161H167V160H166ZM206 161H205V162H206ZM2 162H3V161H2ZM2 162H1V165H2ZM62 162H63V161H61V163H62ZM68 162H69V161H68ZM68 162H67V163H68ZM71 162H72V161H71ZM71 162H69V163H71ZM138 162H140V161H138ZM149 162H148V163H149ZM160 162H161V161H160ZM200 162H201V161H200ZM257 162H258V161H257ZM5 163H6V161H5ZM37 163H38V162H37ZM37 163H36L35 165H37ZM55 163H57V162H55ZM61 163H59V164H61ZM63 163H64V162H63ZM69 163H68V164H69ZM141 163H142V162H141ZM148 163H146L145 165L149 167V165L152 164V163H150L149 165H148ZM196 163H198V161H196ZM203 163H204V161H203ZM254 163H255V162H254ZM261 163H263V165H262ZM261 163H259V164H261L262 166H264V161L261 162ZM3 164H4V163H3ZM6 164H7V163H6ZM8 164H9V162H8ZM49 164H50V163H49ZM52 164H53V162L51 163V165H52ZM64 164H65V163H64ZM64 164H63V165H64ZM71 164H72V163H71ZM134 164H135V163H134ZM136 164H138V163L136 162ZM143 164H144V163H143ZM161 164H165V162L163 161V163H161ZM161 164H160V165H161ZM185 164L187 165V163H185ZM200 164H201V163H200ZM200 164H197V165L199 166ZM245 164H246V163H245ZM256 164H257V163H256ZM47 165H48V164H47ZM66 165H67V164H66ZM120 165H121V163H120ZM140 165H141V164H140ZM140 165H139V166H140ZM186 165H185V166H186ZM253 165H254V164H253ZM2 166H3V165H2ZM116 166H117V165H116ZM116 166H115V167H116ZM134 166H135V165H134ZM139 166H138V167H139ZM150 166H151V165H150ZM254 166H255V165H254ZM3 167H4V166H3ZM5 167H7V166H5ZM47 167H48V166H47ZM54 167H55V166H54ZM56 167H58V166L56 165ZM70 167H71V166H65V165H64L63 167L60 166V167L57 168V169L60 170V172H61L62 170H65V171H66L67 169H70ZM117 167H118V166H117ZM119 167H120V166H119ZM123 167H124V166H123ZM131 167H133V164L131 165ZM131 167H129V168H131ZM138 167H137L136 169H138ZM143 167H144V166H143ZM178 167H179V165H178ZM180 167H181V166H180ZM186 167H187V166H186ZM199 167H200V166H199ZM201 167H202V164H201ZM213 167H214V168H213ZM251 167H252V166H251ZM0 168L2 169V167H0ZM133 168H134V169H132V170H135V167H133ZM181 168H182V167H181ZM184 168H185V167H184ZM221 168H223V170H222ZM260 168L263 169L262 167H260ZM31 169H32V168H31ZM48 169H49V168H48ZM145 169H146V168H145ZM164 169H165V168H164ZM164 169H163V170H164ZM176 169H177V168H176ZM176 169H175V171H176ZM179 169H180V168H179ZM240 169H241V168H240ZM242 169H243V168H242ZM58 170H57V171H58ZM119 170H122L123 172H122V171L120 172V171H118L117 169H111V172L113 171V172H112L113 174L116 173V175H119V177H121V176L123 177V175H124V170H123V168H122V169L119 168ZM125 170H127V168H126ZM132 170L130 169V170H129V171H130L129 173H131ZM139 170H140V168H139ZM166 170H168V169H166ZM171 170L173 171V169H171ZM32 171H33V170H32ZM117 171H118V172H117ZM169 171H170V170H168V172H169ZM177 171H178V169H177ZM227 171H229V173H228ZM230 171H231V173H230ZM33 172H34V171H33ZM47 172H49V171L47 170ZM125 172L127 173V171H125ZM141 172H142V170H141ZM166 172H167V171H166ZM183 172H184V170H183ZM214 172H215V171H214ZM217 172H218V171H217ZM261 172H262V171H261ZM62 173H63V171H62ZM135 173H138V172L136 171ZM163 173H164V172H163ZM173 173H174V172H173ZM175 173H176V172H175ZM215 173H216V172H215ZM241 173H242V174H241ZM31 174H32V172H31ZM33 174H36V173H33ZM48 174H50V173H48ZM57 174H61V173H59V171H58V172L56 173V175H57ZM88 174H89V173H82V172H79V175H82V177L80 178V180H81L82 178L88 176ZM131 174H133V173H131ZM262 174L264 175V172H262ZM23 175H24V174H23ZM26 175H29V174H26ZM26 175H25V177H26ZM51 175H52V174H51ZM79 175H78V176H79ZM127 175H128V174H127ZM129 175H130V174H129ZM154 175H155V174H154ZM157 175H158V173H157ZM159 175H160V172H159ZM197 175H198V174H197ZM218 175H220V174L218 173ZM29 176H31V175H29ZM29 176H28L27 178H28L29 181H30V180L33 179V178L30 179ZM33 176H34V175H33ZM135 176H136V175H135ZM155 176H156V175H155ZM164 176H165V173H164ZM171 176H172V175H171ZM173 176H174V175H173ZM173 176H172V177H173ZM175 176H176L175 179H177V177H179V176H178V173L175 174ZM180 176H182V174H181ZM184 176H185V174H184ZM186 176H187V175H186ZM34 177H35V176H34ZM49 177H50V176H49ZM51 177H52V176H51ZM117 177H118V176H117ZM132 177H134V176H133V175H130V178H132ZM167 177H168V176L166 175V178H167ZM198 177H199V176H198ZM217 177H219V176H217ZM221 177H222V176H221ZM262 177H263V176H262ZM125 178H128V177L126 176ZM130 178H129V179H130ZM157 178H158V177H157ZM168 178H169V177H168ZM168 178H167V180H168ZM22 179H23V178H22ZM73 179H74V176L71 177V181H72V182H74ZM84 179H85V183H84V184H86V180H87V181H90V182H93V181H94L93 183H91V184H92V187H89V188H85V187H84L83 190H85V189H87V190H85L84 192L81 191V192H83V193H85L86 191H88V193L86 192L85 194H83V195L81 196L80 200H79V199H78L79 197H77V196L81 195V193L79 194V192H77L78 195H76L77 193H74V192L71 193V192L74 190L73 188L76 189V187H73L75 184L72 186V187H73V188H72L73 190H72L71 192H69L70 190H67V189H68V188H67V189H66V190H67V193H69V195L67 194V196L74 195L75 202L71 203V202L68 201L69 199L67 200V198L64 197L66 200H62V201H63V204H62L61 202H59V203L62 204V207H60V211H59V212H61V211H66V210H68V209H70V210L73 209V208H74L73 206H74L75 203H78V204L80 203L79 206L81 207V205H83V204L87 201V199L89 198L90 193L93 191V189H92L93 186L96 184L95 181H97V180H95L96 178H95V173H94V172L92 173V175H89V178H88V179H87V178H84ZM121 179H122V178H121ZM171 179H174V178H171ZM178 179H179V178H178ZM194 179H195V178H194ZM216 179H217V178H216ZM223 179H224V178H223ZM226 179H227V178H226ZM226 179H225V180H226ZM34 180H35V179H34ZM80 180H79V181H80ZM126 180H127V179H126ZM159 180H160V179H159ZM159 180H158V181H159ZM161 180H162V179H161ZM167 180H164V181L168 182ZM225 180H224V182H225ZM18 181H19V180H18ZM20 181H21V180H20ZM27 181H28V180L26 179V182H27ZM144 181H146V180H144ZM156 181H157V179H156ZM164 181H163V184H162V185H164ZM170 181H171V180H170ZM175 181H176V180H175ZM178 181H179V180H178ZM178 181H177V182H178ZM191 181H192V180H191ZM191 181H189V182L191 183V186L193 187L192 183H193L194 180H193L192 182H191ZM201 181H200V182H201ZM215 181H216V180H215ZM221 181H223V180H221ZM226 181H227V184H228V182H230V181H228V180H226ZM32 182H33V181H32ZM82 182H83V181H81V183H82ZM113 182H115V181H113ZM116 182H117V181H116ZM121 182H123V181H121ZM146 182H147V181H146ZM146 182H145V183H146ZM154 182H155V181H154ZM186 182H187V180H186ZM195 182H196V181H195ZM213 182H214V181H213ZM218 182H220V181L217 180V183H218ZM262 182H263V181H262ZM13 183H14V182H13ZM21 183H22V181H21ZM21 183H20V184H21ZM24 183H25V182H24ZM28 183H29V182H28ZM33 183H34V182H33ZM78 183H79V182H78ZM78 183H77V184H78ZM152 183H153V182H152ZM155 183H156V182H155ZM169 183H170V182H169ZM172 183H174V182L172 181ZM196 183H197V182H196ZM209 183H210V182H209ZM238 183H239V185L236 186V184H238ZM30 184H31V182H30ZM70 184H71V182H70ZM70 184H69V186H71ZM79 184H80V183H79ZM89 184H90V183H89ZM89 184L87 183L88 186H89ZM119 184H120V182H119L118 184H116V185L119 186ZM148 184H149V183H148ZM153 184H154V183H153ZM160 184H161V183H160ZM167 184H168V183H167ZM177 184H178V183H177ZM186 184H187V187H186V185H184L185 187H183V188H185V189H186V188H190V187H188V185H189L188 182H187ZM198 184H200V183H198ZM202 184H203V183H202ZM204 184H206V183H204ZM223 184H224V183H223ZM259 184H260V183H259ZM9 185H10V184H9ZM11 185H12V184H11ZM13 185H16V184H13ZM25 185H26V184H25ZM113 185H114V184H113ZM146 185H147V183L145 184V186H146ZM150 185H152V184H149V186H150ZM169 185H171V187H172V184H169ZM196 185H197V184H196ZM207 185H208V184H207ZM220 185H221V184H220ZM225 185H226V184H224V186L222 185V187H226ZM17 186H18V185H17ZM19 186H20V185H19ZM19 186H18V187H19ZM21 186H22V185H21ZM78 186H79V185H77V188H78ZM80 186H81V185H80ZM80 186H79V188H80ZM84 186H86V185H84ZM121 186H122V185H121ZM143 186H144V185H143ZM153 186H154V185H153ZM160 186H161V185H160ZM167 186H168V185H167ZM167 186H165V188H166ZM179 186H180V185H179ZM208 186H209V185H208ZM217 186H219V185H217ZM262 186H263V185H262ZM18 187H16V186H12V187H10V188H7L6 190L4 189V190H5V191H4L5 194H4L3 198H2V200L4 201L5 199H11V198H13V197L15 198V196H17L18 194L21 195L22 192H21L20 189H19L20 187H19V188H18ZM24 187H26V186H24ZM29 187H30V186H29ZM82 187H83V186H82ZM86 187H87V186H86ZM116 187H117V186H116ZM137 187H138V186H137ZM147 187H148V186H146V188H147ZM151 187H152V186H151ZM163 187H164V186H163ZM168 187H170V186H168ZM168 187H167V188H168ZM171 187H170V188H171ZM199 187H201V186L199 185L198 188H199ZM202 187H204V186L202 185ZM206 187H207V186H206ZM26 188H27V187H26ZM35 188H36V186H35ZM98 188H99V187H98ZM155 188H157V187L155 186ZM155 188L152 189V191L154 190V192H155ZM170 188H169V189H170ZM196 188H197V187H196ZM196 188H195V189H196ZM198 188H197V190H198ZM262 188H263V187H262ZM22 189H24V188L22 187ZM32 189L35 191L34 187L31 186V189H30V190H32ZM69 189H71V187H70ZM88 189H89V190H88ZM100 189H101V187H100ZM102 189H103V187H102ZM139 189H140V188H139ZM148 189H149V188H148ZM150 189H151V188H150ZM160 189H161V188H160ZM162 189H163V188H162ZM173 189H174V187H173ZM179 189L181 190V188L179 187V188H177V189L175 190L176 192L173 191V192H175V194H174L173 197L175 198V196H176V197H177L176 199H179V198H180V194H179L180 192H179ZM193 189H194V188H193ZM200 189H201V188H200ZM260 189H261V188H260ZM26 190H29V188L26 189ZM26 190H25V191H26ZM64 190H65V189H64ZM80 190H81V189H79L78 191H80ZM98 190H99V189H98ZM120 190L122 191V187L120 188ZM126 190H127V189H126ZM134 190H135V189H134ZM134 190H133V191H134ZM136 190H137V189H136ZM136 190H135V191H136ZM157 190H158V189H157ZM166 190H167V189H166ZM189 190H191V189H189ZM197 190H195V191H197ZM202 190H203V189H202ZM229 190H230V189H229ZM75 191H76V190H75ZM102 191H103V190H102ZM118 191H119V190H118ZM118 191H117V192H118ZM123 191H124V190H123ZM145 191H148V190H145ZM152 191H151V193H153ZM158 191H160V190H158ZM162 191H164V190H162ZM169 191H170V190H169ZM181 191H183V190H181ZM191 191H192V190H191ZM193 191H194V190H193ZM193 191H192V193H193ZM198 191H199V190H198ZM63 192H65V191H63ZM130 192H131V191H130ZM139 192H140V191H139ZM173 192H172V193H173ZM186 192H188V191H186ZM254 192H255V191H254ZM260 192H261V190H260ZM260 192H259V193H260ZM118 193H119V192H118ZM118 193H117V195H119ZM141 193H143V192H141ZM141 193H139V196H140ZM158 193H159V192H158ZM162 193H163V192H161V194H159V195L163 196ZM165 193H166V192H165ZM167 193H168V192H167ZM167 193H166V194H167ZM169 193H170V192H169ZM169 193H168V194H169ZM181 193H182V192H181ZM202 193H203V191H202ZM259 193H258V195H259ZM22 194H23V193H22ZM98 194L100 195V192H99ZM115 194H116V193H115ZM120 194H122V192H120ZM147 194H149V192H148ZM147 194H146V195H147ZM166 194H165V195H166ZM184 194H185V190H184ZM186 194H187V193H186ZM189 194H190V193H189ZM203 194H204V193H203ZM251 194H253V193H251ZM256 194H257V193H256ZM27 195H28V194H27ZM58 195H59V194H58ZM75 195H76V197H75ZM141 195H144V193L141 194ZM170 195H172V194H170ZM181 195H182V194H181ZM195 195H196V192H195ZM228 195H229V194H228ZM258 195H257L256 197H258ZM261 195H262V193H261ZM67 196H66V197H67ZM144 196H145V195H144ZM144 196H143V198H144ZM182 196H183V195H182ZM190 196H192V194H191ZM204 196H205V194H204ZM17 197H18V196H17ZM61 197H62V196H61ZM72 197H73V196H72ZM72 197H71V198H72ZM104 197H105V196H104ZM113 197H114V196H113ZM118 197H119V196H118ZM145 197L147 198V196H145ZM152 197H153V196H152ZM155 197H156V196H155ZM163 197H165V196H163ZM163 197H162V198H163ZM171 197H172V196H171ZM171 197H170V198H171ZM184 197H185V199H186V197H188V196L186 195V196H184ZM196 197H197V196H196ZM237 197H238L239 199H237ZM68 198H69V197H68ZM140 198H141V197H140ZM143 198H142V199H143ZM150 198H151V196H150ZM162 198H160V199L158 198V202H159V200L161 201V203L159 204V205H160V208L163 207L162 210H163V209H166L165 211L167 212V211H168V208H167V207H168V205L172 204V202L169 203L168 199H164V200H163ZM167 198H168V197H167ZM189 198H190V197H189ZM193 198H194V197H193ZM243 198H242V199H243ZM248 198H247V199H248ZM253 198H254V197H253ZM105 199H106V197H105ZM118 199H120V197H119ZM182 199H183V198H182ZM185 199H184V200H185ZM190 199H191V198H190ZM242 199H241V200H242ZM244 199H243V200H244ZM42 200H43V199H42ZM57 200H58V197H57ZM60 200H61V199H60ZM73 200H74V199H73ZM106 200H107V199H106ZM148 200H149V199H148ZM151 200L153 201L154 198L151 199ZM169 200H171V199H169ZM180 200H181V199H180ZM184 200H183V201H184ZM194 200H195V199H194ZM196 200H197V199H196ZM230 200H231V198H230ZM258 200H259V199H258ZM112 201L114 202V199H113ZM141 201H142V200H141ZM172 201H173V200H172ZM176 201H177V200H176ZM200 201H201V200H200ZM200 201H199V204L201 205V202H200ZM248 201H249V199H248ZM259 201L261 202V205H262V203H264V195H263V197L261 198V200H259ZM37 202H38V201H37ZM44 202H45V201H44ZM57 202H58V201H57ZM57 202H56V203H57ZM148 202H149V201H148ZM174 202H175V201H174ZM174 202H173V203H174ZM209 202H210V201H209ZM231 202H232V201H231ZM246 202H247V201H246ZM250 202H251V204H253L252 201H250ZM47 203H48V202H47ZM86 203H87V202H86ZM92 203H93V202H92ZM92 203H91V204H92ZM102 203H104V202H102ZM138 203H139V202H138ZM156 203H157V201H156ZM181 203H182V202H181ZM188 203H189V202H188ZM233 203H234V202H233ZM238 203H239V202H238ZM247 203H248V202H247ZM256 203H257V202H256ZM38 204H39V202H38ZM38 204H37V206L40 205V204H39V205H38ZM48 204H50V202H49ZM51 204H52V202H51ZM89 204H90V203H89ZM91 204H90V205H91ZM97 204H99V203H97ZM107 204H108V200H107ZM109 204H110V203H109ZM109 204H108V205H109ZM129 204H130V203H129ZM136 204H137V203H136ZM147 204H148V203H147ZM147 204L143 203V204H141V205L139 204V205H133V206H134V208H135V206H136V208L140 207V208H138V210L140 209V210L143 211L144 213H145V212H150V213H151V212H154V211H153V210H154V209H153L154 206H149V207H147V206H148ZM153 204H155V202H153ZM182 204H183V203H182ZM184 204H185V203H184ZM186 204H187V200H186ZM193 204H194V203H193ZM196 204L198 205V203H196ZM219 204H220V203H219ZM251 204H249V205H251ZM254 204H255V203H254ZM28 205H30V204H28ZM59 205H60V204H59ZM76 205H77V204H76ZM86 205H87V204H86ZM101 205H102V204H101ZM151 205H152V204H151ZM178 205H179V203H178ZM246 205H248V204H245V206H246ZM258 205H260V204H258ZM261 205H260V206H261ZM56 206H58V205H56ZM97 206H98V205L93 204L92 208H94V211L97 209ZM102 206H103V205H102ZM111 206H113V203H112ZM172 206H173V205H172ZM175 206H176V205H175ZM189 206H190V204H189ZM211 206H212V205H211ZM245 206H244V207H245ZM256 206H257V205H256ZM256 206H254V207H256ZM58 207H59V206H58ZM75 207H77V206H75ZM82 207H83V206H82ZM104 207H105V206H104ZM120 207H121V206H120ZM170 207H171V206H170ZM187 207H188V206H187ZM191 207H192V206H191ZM218 207H219V205H218ZM246 207H247V206H246ZM246 207H245V208H246ZM261 207H263V206H261ZM121 208H122V207H121ZM121 208H120V209H121ZM157 208H158V206H157ZM178 208H179V207H178ZM197 208H198V207H197ZM199 208H200V207H199ZM201 208H202V206H201ZM201 208H200V209H201ZM203 208H205V207H203ZM216 208H217V206H216ZM37 209H38V208H37ZM39 209H40V207H39ZM41 209H42V208H41ZM56 209H57V208H56ZM125 209H126V207H125ZM152 209H153V210H152ZM155 209H156V207H155ZM176 209H177V208H176ZM176 209H175V210H176ZM186 209H188V208H186ZM191 209H192V208H191ZM191 209H190V210H191ZM248 209H249V208H248ZM251 209H252V208H251ZM256 209H257V207H256ZM256 209H255V210H256ZM46 210H47V209H46ZM123 210H124V208H122V211H123ZM126 210H128V209H126ZM158 210H161V209H158ZM203 210H204V209H203ZM30 211H31V210H30ZM43 211H45V210H43ZM56 211H57V210H56ZM77 211H78V210H77ZM77 211L75 210L74 212L76 213ZM84 211H85V210H84ZM106 211H107V209H106ZM106 211H105V212H106ZM108 211H111V210H108ZM116 211H117V210H116ZM116 211H115V212H116ZM134 211H135V210H134ZM141 211H140V212H141ZM173 211H174V208H173ZM187 211H188V210H187ZM195 211H196V209H195ZM200 211H201V210H200ZM200 211H198V212H200ZM246 211H247V209H246ZM246 211H245V212H246ZM256 211H257V210H256ZM35 212H36V211H35ZM54 212H55V211H53V213H54ZM115 212H114V213H115ZM120 212H121V210H120ZM126 212H127V211H126ZM126 212H125V213H126ZM132 212H133V211H132ZM168 212H169V211H168ZM168 212H167V213H168ZM42 213H45V212H42ZM85 213H86V212H85ZM118 213H119V212H118ZM121 213H122V212H121ZM121 213H120V214H121ZM125 213H124V214H125ZM141 213H142V212H141ZM162 213H163V212H162ZM174 213H175V212H174ZM178 213H179V212H178ZM178 213L176 212V214H173V217H174L173 219H172V216H171V219H169L170 217H167V218L163 219V220H162L163 222H161L162 225L160 226V228L165 229L166 226H170V227H171V225H173V222H174L175 220H176V221L178 220ZM180 213H181V212H180ZM206 213H207V212H205V214H206ZM222 213H223V212H222ZM246 213H248V212H246ZM252 213H253V212H252ZM258 213H259V211H258ZM28 214H29V213H28ZM28 214H26V215H28ZM32 214H33V213H32ZM34 214H35V213H34ZM36 214H37V213H36ZM36 214H35V217L33 216V218L31 219L32 221L35 222V224L31 223L29 220H28V221L32 224L33 228H32V227H31V228H32L33 230H35V229H39V230H40V229L43 227L42 224L45 223L47 220H46V221H39L40 216L36 217ZM38 214H39V213H38ZM55 214H56V213H55ZM61 214H62V213H61ZM67 214H68V213H67ZM79 214H80V213H79ZM82 214H83V213H82ZM104 214H105V213H104ZM104 214H102V215H104ZM106 214H107V213H106ZM108 214H110V213H108ZM108 214H107V215H108ZM163 214H164V213H163ZM169 214H170V213H169ZM171 214H172V213H171ZM183 214H184V213H183ZM250 214H251V213H250ZM26 215H25V217H26ZM77 215H78V214H77ZM110 215H111V214H110ZM112 215H113V214H112ZM219 215H220V214H219ZM251 215H252V214H251ZM254 215H255V214H254ZM256 215H257V214H256ZM256 215H255V216H256ZM260 215H262V218H263V220H264V207L262 208V210H261V212H260ZM21 216H22V215H21ZM21 216H19V217H21ZM49 216H50V215H49ZM53 216H54V215H53ZM53 216H52V217H53ZM55 216H58V215H55ZM79 216H80V215H79ZM87 216H88V215H87ZM117 216H118V215H117ZM117 216H116V217H117ZM165 216H166V215H165ZM204 216H206V215H204ZM246 216H247V215H246ZM22 217H24V216H22ZM29 217H30V216H29ZM31 217H32V216H31ZM77 217H78V216H77ZM83 217H84V216H83ZM85 217H86V216H85ZM104 217H105V215H104ZM108 217H109V216H108ZM108 217H107V218H108ZM114 217H115V216H114ZM119 217H120V215H119ZM121 217H122V216H121ZM123 217H124V215H123ZM185 217H186V216H185ZM208 217H209V216H208ZM222 217H224V216H222ZM228 217H229V216H228ZM228 217H227V218H226V217L223 218L221 224L218 223V224L220 225L219 230H221V228H223V230H224V228H226V230L224 231L223 235H220V236H219V233H218V232H217L216 235H215V236H217L218 238H220L221 240H224V242L221 241V243H222V242L225 243V241H229V242H231L233 245H235V244H237V242L240 240V242L243 241V243L245 242V245H247L248 243L252 242V240H253V239L248 240L251 236H253L254 238H257V233H255L256 231L253 232L254 229H255V227H254L251 223H249L248 225L243 223V220H244V218H246V217H244L243 220H240V221L237 222V223H231V224H233V225L235 224V225H234L233 227H231V228H230L229 225H228V224H229V219H228ZM256 217H257V216H256ZM260 217H261V216H259L258 218L260 219ZM16 218H18V217H16ZM16 218H15V219H16ZM54 218H55V217H54ZM58 218H59V217H57V219H58ZM60 218H61V217H60ZM88 218H90V217H88ZM88 218H87V220H88ZM111 218H112V217H111ZM203 218H204V217H203ZM19 219H20V218H19ZM34 219H36V220H34ZM50 219H51V218H50ZM50 219H49V220H50ZM72 219H73V220H74V219L77 220V222H78V221L81 222V221H80L81 218H79V219L76 218V217L74 216L73 212H72V213L70 212V214L67 215V218L64 217V219H61V220L59 221V222H61V223L59 224V222H58L57 225H61V226H63V227H66V229L68 230L70 226H72V227H73V226H76V225L74 224V222H76V221L72 222ZM82 219H83V222H84V218H82ZM97 219H98V218H97ZM97 219H96V220H97ZM101 219H102V218H101ZM109 219H110V218H109ZM204 219H205V218H204ZM206 219L208 220V218H206ZM253 219L255 220L256 218H253ZM51 220H52V219H51ZM51 220H50V221H51ZM53 220L55 221L56 219H53ZM67 220H70L71 222L65 224V221H67ZM103 220L107 221L105 218H104ZM110 220H111V219H110ZM113 220H114V219H113ZM123 220H124V219H123ZM159 220H160V219H159ZM183 220H184V219H183ZM186 220H187V219H186ZM220 220H221V219H220ZM234 220H235V219H234ZM16 221H17V220H16ZM28 221L25 222V223H28ZM50 221H47L48 223H47V225H46V223H45L44 227L48 228V227L51 226L52 223H54V222H52V221L50 222ZM85 221H86V220H85ZM115 221H116V220H114L113 222L115 223ZM118 221H119V220H118ZM118 221H117V222H118ZM149 221H150V220H149ZM187 221H188V220H187ZM189 221H190V220H189ZM189 221H188V222H189ZM17 222H18V221H17ZM19 222H20V220H19ZM49 222H50V223H49ZM56 222H57V221H56ZM56 222H55V223H56ZM68 222H69V221H68ZM111 222H112V221H111ZM150 222H151V221H150ZM152 222H154V223L156 224L155 221H152ZM251 222H252V221H251ZM3 223H4V222H3ZM3 223H2V224H3ZM13 223H14V222H13ZM55 223H54V224H55ZM114 223H113V224H114ZM8 224H9V223H8ZM16 224H17V223L13 224V227H16ZM22 224H23V223H22ZM31 224H30V225H31ZM78 224H79V223H78ZM78 224H77V225H78ZM87 224H88V223H86V225H87ZM91 224H92V223H91ZM115 224H116V223H115ZM115 224H114V226H115ZM136 224H137V223H136ZM139 224H140V223H139ZM150 224H151V223H150ZM184 224H185V223H184ZM188 224H189V223H188ZM191 224H192V223H191ZM253 224H254V223H253ZM257 224H258V223H257ZM23 225H24V224H23ZM23 225H21V226H23ZM25 225H27V224H25ZM30 225H29V226H30ZM64 225H65V226H64ZM104 225H106V224H104ZM104 225H103V226H104ZM142 225L144 226V224H142ZM156 225H158V224H156ZM156 225H155V226H156ZM159 225H160V224H159ZM159 225H158V226H159ZM193 225H195V223H194ZM261 225H262V226H261L262 228H260L259 230L264 232V222H262ZM3 226H4V225H3ZM29 226L27 225V226H25V227L27 228V227H29ZM61 226H59V227H61ZM106 226H107V225H106ZM134 226L138 227L137 225H134ZM148 226H149V225H148ZM155 226H154V228H155ZM186 226H187V224H186ZM198 226H199V225H198ZM0 227H1V226H0ZM25 227H24V228H25ZM53 227H54V226H53ZM56 227H57V226H56ZM90 227H91V226H90ZM92 227H93V226H92ZM127 227H128V226H127ZM136 227H135V229H136ZM139 227H140V225H139ZM151 227H152V226H151ZM196 227H197V226H196ZM258 227H259V226H258ZM24 228H23V229H24ZM82 228H83V227H82ZM85 228H86V227H85ZM88 228H89V227H88ZM112 228H113V226H112ZM146 228H147V227H146ZM149 228H150V226H149ZM184 228H185V227H184ZM186 228H187V227H186ZM191 228H192V226H191ZM213 228H214V227H213ZM1 229H2V228H1ZM42 229H45V228H42ZM63 229H64V228H63ZM66 229H65V230H66ZM89 229H90V228H89ZM135 229H133V230H135ZM138 229H139V228H138ZM151 229L153 230V228H151ZM157 229H158V228H157ZM192 229H193V228H192ZM198 229H199V228H198ZM211 229H212V228H211ZM211 229H209V230L212 231L213 229H212V230H211ZM216 229H217V228H216ZM216 229H215V232H216ZM14 230H15V229H14ZM27 230H28V229H27ZM80 230H82V229L80 228ZM105 230H107V228H105ZM109 230H110V229H109ZM114 230H115V229H114ZM140 230H141L140 232H142V229H140ZM149 230H150V229H149ZM154 230H155V229H154ZM158 230H159V229H158ZM158 230H157V231H158ZM195 230H196V229H195ZM199 230H200V229H199ZM219 230H217V231H219ZM255 230H256V229H255ZM259 230H258V231H259ZM2 231H3V230H2ZM23 231H24V230H23ZM30 231H32V230H30ZM84 231H85V229H84ZM86 231H87V230H86ZM89 231H90V230H89ZM92 231H93V230H92ZM107 231H108V230H107ZM107 231L104 232L103 234L107 233ZM138 231H139V230H138ZM189 231H190V230H189ZM197 231H198V230H197ZM25 232H28V231H25ZM25 232H23V234H24ZM33 232H35V231H33ZM45 232H46V233H45L44 235L42 234L43 237H42V240L40 239L41 241H44V239H45V237H46L45 235H48L49 229H47ZM54 232H55V231H54ZM56 232H57V230H56ZM56 232H55V233H56ZM116 232H117V231H116ZM140 232H139V233H140ZM191 232H192V231H191ZM194 232H195V231H194ZM10 233H11V232H10ZM18 233H20V231H19ZM29 233H30V232H29ZM90 233H91V232H90ZM93 233H94V232H93ZM154 233H156V232H155V231H154V232H153V231H150L149 233H147V235H148V236H153ZM200 233H201V232H200ZM14 234H15V233H14ZM14 234H13V235H14ZM21 234H22V233H21ZM21 234H19V235L21 236ZM32 234H33V233H32ZM38 234H39V233H38ZM40 234H41V233H40ZM81 234L84 235L83 231H82ZM94 234H95V233H94ZM94 234H93V235H94ZM162 234H163V233H162ZM170 234H172V233H170ZM189 234H190V233H189ZM263 234H264V233H263ZM16 235L19 236L18 234H16ZM25 235H26V234H25ZM138 235H139V234H138ZM141 235H142V234H141ZM141 235H140V236H141ZM147 235H146V236H147ZM154 235H156V234H154ZM187 235H188V234H187ZM193 235H194V234H193ZM260 235H262V233H260ZM260 235H259V240H260V238H261ZM14 236H15V235H14ZM14 236L11 235V237H14ZM17 236H15V237H17ZM20 236L17 237V238H20ZM44 236H45V237H44ZM50 236H51V235H49V237H50ZM103 236H104V235H103ZM107 236H109V235H107ZM128 236H130V235H128ZM133 236H134V235H133ZM133 236H132V237H133ZM166 236H167V235H166ZM180 236H181V235H180ZM189 236H190V235H189ZM263 236H264V235H263ZM9 237H10V236H9ZM26 237H27V236H26ZM84 237H85V236H84ZM92 237H93V236H92ZM111 237H112V236L108 237L107 240L104 239L105 241H103V240H102L103 238L101 237L102 239H100V240H102V242H109V241L112 240ZM134 237H135V236H134ZM142 237H143V236H142ZM154 237H155V236H154ZM162 237H163V236H162ZM182 237H183V235L181 236V239H182ZM217 237H216V238H217ZM22 238H24V236H23ZM30 238H31V237H30ZM30 238H29V239H30ZM34 238H35V237H34ZM47 238H48V236H47ZM75 238H76V237H75ZM81 238H82V237H81ZM86 238H87V237H86ZM93 238H94V237H93ZM104 238H106V236H105ZM129 238H130V237H129ZM148 238H149V237H148ZM188 238H189V237H188ZM188 238H187V240H188ZM192 238H193V239H192V240H193V243H194V244L197 243L198 246H199V244H200V242H199V241H200L199 237L196 238V235H195V237H192ZM20 239H21V238H20ZM25 239H26V238H25ZM27 239H28V238H27ZM32 239H33V238H32ZM96 239H97V238H96ZM137 239H138V238H137ZM141 239H142V238H141ZM152 239H153V238H152ZM171 239H172V238H171ZM176 239H177V238H176ZM190 239H191V238H190ZM194 239L196 240V242H194V241H195ZM17 240H18V239H17ZM58 240H60V239H58ZM73 240L76 241L77 239H74V238H73ZM78 240H80V239L78 238ZM92 240H93V239H92ZM127 240H128V238H127ZM145 240H146V239H145ZM147 240H148V239H147ZM161 240H162V239H160V242H159V240H156V241L159 242V243H161ZM165 240H166V239H165ZM213 240L216 241V239H213ZM255 240H256V239H255ZM255 240H254V241H255ZM257 240H258V238H257ZM54 241H55V240H54ZM56 241H57V240H56ZM97 241H98V240H97ZM97 241H96V242H97ZM135 241H136V240H135ZM162 241H164V240H162ZM183 241H184V240H183ZM218 241H220V240H218ZM34 242L37 243L36 240H35ZM34 242L32 243V240H31V245H32V244L34 245ZM50 242H51V241H50ZM52 242H53V241H52ZM76 242H77V241H76ZM79 242H81V240H80ZM88 242H89V241H88ZM90 242H91V241H90ZM90 242H89V243H90ZM100 242H101V241H100ZM100 242H99V244H100ZM141 242H142V240H141ZM141 242H140V243H141ZM185 242H186V241H185ZM189 242H190V241H189ZM198 242H199V243H198ZM211 242H212V241H211ZM229 242H228V243H229ZM20 243H21V242H20ZM22 243H23V242H22ZM77 243H78V242H77ZM89 243H88V244H89ZM97 243H98V242H97ZM140 243H139V244H140ZM143 243H144V241H143ZM215 243H216V242H215ZM228 243H226V244H228ZM18 244H19V242H17V245H15V246L20 247V246H18ZM82 244H83V243H82ZM104 244H105V243H104ZM104 244H103V245H104ZM116 244H117V243L111 242V247L115 246ZM144 244H145V243H144ZM149 244H150V243H149ZM153 244H154V242H153ZM161 244H162V243H161ZM184 244H185V243H184ZM209 244H210V243H209ZM254 244H255V243H254ZM31 245H30V246H31ZM90 245H91V244H90ZM90 245H89V246H90ZM137 245H138V242H137ZM141 245H142V244H141ZM159 245H160V244H159ZM180 245H181V244H180ZM200 245H201V244H200ZM213 245H214V244H213ZM218 245H219V244H218ZM228 245H229V244H228ZM245 245H243V246H245ZM34 246H35V245H34ZM46 246H47V245H46ZM82 246H83V245H82ZM94 246H95V245H92V247H94ZM100 246H101V245H100ZM143 246H144V245H143ZM157 246H158V245H157V243L155 242V246H154V247H157ZM174 246H175V245H174ZM195 246H196V245H195ZM195 246H194V247H195ZM201 246H202V245H201ZM204 246H205V245H204ZM207 246H208V244H207ZM207 246H206V247H207ZM220 246H221V245H220ZM224 246H225V245H224ZM231 246H232V245H231ZM17 247H15V248H17ZM31 247H33V246H31ZM36 247H37V246H36ZM95 247H96V246H95ZM97 247H99V245H97ZM111 247H109V248H111ZM178 247H180V246H178ZM184 247H185V246H184ZM194 247H193V248H194ZM206 247H205V248H206ZM212 247H213V246H212ZM27 248H28V247H27ZM33 248H35V247H33ZM102 248H103V247H102ZM144 248H145V247H144ZM195 248L197 249V247H195ZM195 248H194V249H195ZM213 248H214V247H213ZM218 248H221V247H218ZM222 248H223V247H222ZM241 248H242V245H241ZM81 249H82V247H81ZM88 249H89V248H88ZM88 249H87V250H88ZM94 249H95V248H94ZM94 249H93V251H95ZM96 249H98V248H96ZM123 249H124V248H123ZM127 249H128V248H127ZM142 249H143V248H142ZM164 249H165V248H164ZM200 249H201V248H200ZM203 249H204V247H203L201 250H203ZM209 249H210V247H209ZM209 249H208V250L205 249V250L210 251ZM216 249H217V247H216ZM244 249H245V248H244ZM27 250H29V249H27ZM30 250H31V248H30ZM30 250H29V251H30ZM33 250H34V249H33ZM78 250H79V249H78ZM102 250H103V249H102ZM128 250H129V249H128ZM166 250H168V247H167ZM166 250H163V252L166 251ZM171 250H172V249H170L169 251H171ZM197 250H198V249H197ZM197 250H196V251H197ZM205 250H203V251L205 252ZM211 250H212V249H211ZM93 251H92V252H93ZM132 251H133V250H132ZM161 251H162V250H161ZM161 251H160V252H161ZM169 251H168V252H169ZM172 251L175 252V250H172ZM212 251H213V250H212ZM30 252H31V251H30ZM30 252H29V253H30ZM84 252H85L86 255H87L88 252L91 253L90 251H88V252L84 251ZM99 252H100V251H99ZM99 252H98V253H99ZM109 252L111 253L110 250H109ZM109 252H108V253H109ZM133 252H134V251H133ZM143 252H144V251H143ZM168 252L166 251V253H168ZM179 252H181V251H179ZM210 252H211V251H210ZM214 252H215V251H214ZM19 253H20V252H19ZM31 253H32V252H31ZM96 253H97V251H96ZM98 253H97V254H98ZM131 253H132V252H131ZM154 253L158 254L159 252H154ZM166 253H165V252H164V253H161V255H164V256H165ZM202 253H203V252H202ZM207 253H208V252H207ZM219 253H220V252H219ZM17 254H18V253H17ZM21 254H22V253H21ZM91 254H92V253H91ZM94 254H95V253H94ZM97 254H96V255H97ZM168 254H169V253H168ZM195 254H197V253L195 252L194 255H195ZM211 254H213V253H211ZM215 254H216V253H215ZM221 254H222V253H221ZM33 255H34V254H33ZM96 255H94V256H96ZM104 255H105V254H104ZM125 255H126V254H125ZM169 255H170V254H169ZM202 255H203V254H202ZM202 255L200 254V257H202ZM206 255L208 256V254H206ZM217 255H218V254H217ZM19 256H20V255H19ZM19 256H18V257H19ZM23 256H25V255H23ZM29 256H30V255H26L25 258H23L24 262L28 261L29 263H30V262L32 263V261H33L34 259L31 258V256H30V258H29ZM36 256H38V254H36ZM87 256H88V255H87ZM87 256H86V257H87ZM98 256H99V255H98ZM109 256H110V255H109ZM133 256H134V255H133ZM136 256H137V255H136ZM192 256H193V255H192ZM195 256H197V255H195ZM195 256H194V257H195ZM213 256H214V255H213ZM90 257H91V256H90ZM96 257H97V256H96ZM129 257H131V256H129ZM137 257H138V256H137ZM140 257H141V256H140ZM147 257H148V256H147ZM162 257H163V256H162ZM181 257L183 258V256H181ZM198 257H199V256H198ZM198 257H197V258H198ZM205 257H206V256H205ZM205 257H204V258H205ZM219 257H221V256H219ZM219 257H218V258H219ZM223 257H224V256H223ZM4 258H5V256H4ZM4 258H3V260H4ZM16 258H17V257H15V259H16ZM76 258H77V257H76ZM78 258H79V257H78ZM80 258H81V257H80ZM133 258H134V257H133ZM182 258L179 257V260L182 259ZM192 258H193V257H192ZM195 258H196V257H195ZM204 258H203V259H204ZM216 258H217V257L215 256V257H212L210 260H209V259H205L204 261H202V263H203V262H204L203 264L214 263ZM7 259H9V258H7ZM13 259H14V258H13ZM32 259H33V260H32ZM131 259H132V258H131ZM131 259H130V260H131ZM134 259H135V258H134ZM136 259H137V258H136ZM170 259H171V258H170ZM174 259H175V258H174ZM176 259H177V258H176ZM188 259H189V258H188ZM225 259H226V257H225ZM23 260H22V261H23ZM155 260H156V259H155ZM161 260H163V259H161ZM161 260H159V261H161ZM171 260H172V259H171ZM191 260H192V262L195 261V263H196V260H193V259H191ZM199 260H200V259H199ZM5 261L8 262L7 260H5ZM18 261L20 262V260H18ZM18 261H17V263H18ZM34 261H35V260H34ZM133 261H134V260H133ZM133 261H131V262H133ZM148 261H149V260H148ZM189 261H190V260H189ZM197 261H198V260H197ZM28 262H27V263H28ZM77 262H78V261H77ZM126 262H127V261H126ZM157 262H158V261H157ZM170 262H171V261H170ZM173 262H175V261H173ZM173 262H172V264H174ZM184 262H185V261H184ZM199 262H200V261H199ZM199 262H198V263H199ZM8 263H9V262H8ZM8 263H7V264H8ZM12 263L14 264V263H15V260L12 261V260H11V257H10V264H12ZM79 263H80V262H79ZM79 263H78V264H79ZM85 263H86V262H85ZM88 263H89V262H88ZM137 263H138V262H137ZM168 263H169V262H168ZM177 263H178V261H177ZM177 263H176V264H177ZM187 263H188V262L186 261L185 264H187ZM200 263H201V262H200ZM76 264H77V263H76ZM80 264H81V263H80ZM86 264H87V263H86ZM90 264H91V263H90ZM131 264H134V263H131ZM135 264H136V263H135ZM138 264H139V263H138ZM170 264H171V263H170ZM179 264H180V262H179ZM181 264H183V263H181Z\"/></svg>", "mask_w": 264, "mask_h": 264}]
</instances>
